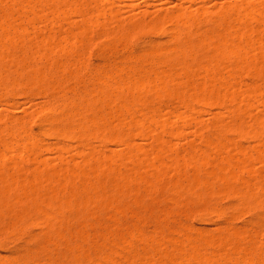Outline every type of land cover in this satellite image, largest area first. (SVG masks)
I'll return each mask as SVG.
<instances>
[{
	"label": "rangeland",
	"instance_id": "1",
	"mask_svg": "<svg viewBox=\"0 0 264 264\" xmlns=\"http://www.w3.org/2000/svg\"><path fill=\"white\" fill-rule=\"evenodd\" d=\"M0 1H1L0 2V23L2 22V24H3V25L2 24L0 25V28H1L0 31L3 30L4 28L7 30V28H8L7 31L4 30L5 31L4 36L10 32L9 33L10 36L7 35L8 37L11 38V39L9 38V42H10V40L13 39L12 42L8 43V41H6L4 38H3V40H5V41L1 40V38H0V40H1L0 44H2V42H3L2 46L7 47L6 48L7 50L5 49L6 51H4V49H0V52H2V53L4 52V55L1 53V56H0V57L3 56V58H4V59L0 60V66H1V69H2V67L5 69V70L0 69V74H1L0 75V83H1L0 84V132L3 131L1 133L3 136L0 135V152L4 151L3 149H5L4 148L5 146L7 148H10V146H12L11 148H13V149L15 148L14 151L16 150L15 152L12 150V154L10 153L11 156L9 154H7V152L5 153L6 150L4 152H2L4 154H6L5 157L2 158V156H3L2 153L0 155V177L2 179L4 178L3 181L0 178V181L2 182V183L0 182V184L3 186L2 187L0 185V188L1 187L3 188V189L1 188L0 191L1 190L3 191L4 187L6 188L3 191L4 193L0 192V198H1L0 199L1 200L0 201V211H2L0 214V264H35V263L36 264H129V263L130 264H138V263L141 264L140 262H138V260L140 259V256L143 258L144 255L145 256L148 255V257L146 256L145 259L143 258L144 260L141 259V262H142V260H143V262L145 261L144 264L148 263V262H146V258H147V260L149 258V261H150L149 264H163L164 261H165V264H171L169 262L176 263V261L178 260L179 257H176V255L181 252L180 250H182V252H184L186 254L185 255L181 252L179 255V256L185 255V257L183 256L184 259H182V257L180 258L182 264H187L188 261H187L186 256H188L189 254L196 256L197 255L196 252L200 253L201 256H200V254H198L200 257L196 256L195 261L196 260L197 261L195 263L192 262V260L194 258L192 257L193 259H191V256H188V258L191 259L190 262H188V264H190V263L191 264H200V262H201V264H203L205 261L204 262H202V261L206 260L207 258H210V259L215 258V260L217 261V262L211 263V261H214V259L213 260L211 259V261L209 262L211 264H218V263H220V264H226V263L227 264H236V263L237 264H248L249 263V261H248L249 257L250 258L252 257L251 258L252 261H250V264H253V263L254 264H264V194H263L264 193L263 192V188H264L263 187L264 186L263 185L264 184V172H263L264 171V164H263L264 163V130H263L264 129V111L263 110H264V108H262L263 105L262 106L260 105V104L264 103V101L262 102V100H264V98H263L264 97V94H263L264 93V77H263V75H264V73H263L264 72V70H263L264 69V48H263L264 47V43H263L264 42V39H263L264 27L263 26L264 25L263 24L261 25V22L259 23L257 21L258 20L257 18L260 17L262 22L264 23V7H263L264 6V0H81V1L80 0H78V1L77 0H60L61 2L59 1V4H58V1H55V0H36V2H35V0H30V1H32V3L31 2L29 3V1H27V3H29L28 5L30 6V8L27 7L28 6L27 4H25L26 0H24V2H23V0L22 1L21 0H0ZM84 1L87 3L86 5L84 4L85 3ZM62 3L66 7H64V5ZM41 4L44 6H42ZM240 5L242 8H245V12L244 11L242 12L243 9H241ZM253 5H254V7H253ZM76 6L79 9H76L77 8ZM232 6H235L236 9H238L237 10L238 12L236 11L235 8H234L235 10H232L233 9ZM40 7H41V9H40ZM249 7H251V9L257 7V10L259 11L258 14L260 15V16H258V14H256L257 11H254V14L256 16L253 14V12H252V14L250 12L252 17L254 15V17L256 18V24L258 26L255 33L253 32L254 30L250 31V29H252V27H253V29H255V26H256L255 22L253 23V21H252L254 19V17L253 18H251V17L247 18L249 15H247V16L245 15V14H248V13H246L247 10L252 11ZM24 8H26V9H24ZM12 9H13V11H12ZM32 9H33V11H31ZM54 9L59 10V11L56 12ZM61 9L63 10V13L60 12ZM226 9L227 10L229 9V12ZM79 10H80V13H79ZM86 10H88V11H86ZM98 10H99L100 16L97 14ZM108 10H110L112 13L115 14V19H113L114 16L111 14V12L109 13ZM181 10H182L183 14H184V12L188 11V13L191 14L190 18L194 15L193 19L189 20V21H191V24L188 20L184 23L185 19H183V18H187L188 14L185 13L186 15L185 14L183 15L182 13L179 12ZM73 11H75V12L73 13ZM91 11H92L93 15L90 14ZM202 11H204V12L202 13ZM32 12H33V14H32ZM82 12H84V14ZM175 12L180 13L178 15V17L180 16L182 18V16H183L181 21L180 20L177 21V19H179V18H176L175 16H173L175 14ZM222 12H224V13H222ZM11 13L12 14L14 13V14L12 15ZM34 13H36V14L38 13V14L36 15ZM228 13L231 15H229ZM63 14H65V15H63ZM94 14L95 15L97 14V15L94 16ZM108 14H110V15H108ZM181 14H182V16H181ZM224 14H226V17ZM10 15H11V17H10ZM55 15H56V18H55ZM62 15L65 17H63ZM90 15H91V17H90ZM196 15H197V17H196ZM240 15H242L243 17L241 18ZM2 16H4V18H7V19L5 20ZM37 16H39L41 20H37ZM202 16H204V17H202ZM214 16H215V18H214ZM220 16H221V19H219ZM50 17H51V19H49ZM95 17L97 18V20ZM162 17H164V19H166V22H164L165 20ZM172 17H175V20ZM195 17H196V19H195ZM232 17H233V19H232ZM236 17H237V19H236ZM28 18L31 20H29ZM52 18H55L57 21H55V19L53 20ZM202 18H205V19L203 20ZM207 18H209V19H207ZM211 18H214V20H216V21H214ZM224 18L227 19V21H225ZM244 18H246V19H244ZM3 19H4L5 23H4ZM11 19H13L12 22H11ZM26 19H27V21H26ZM48 19H49V21H48ZM89 19L92 22L94 21L93 22L94 25L92 28L90 26L91 23L88 22V21H90ZM161 19H163L162 20L163 23H162ZM206 19L208 20V22ZM235 19L237 20V22H235L236 21ZM239 19H241L242 22L243 21L244 22L241 24V21H239V23H238ZM249 19H250V22H249ZM7 20H9V21H7ZM61 20H64V21L62 22ZM114 20H115V22H114ZM210 20L211 21L213 20L214 22H211ZM83 21L86 22V24L83 23ZM95 21L97 22V26H95L96 25ZM179 21L182 22L183 25L184 24L186 25V26H184L185 28L182 25H181L182 27L180 26L181 23ZM8 22H9V25H8ZM20 22H22V23L20 24ZM56 22H58V23H56ZM218 22L221 24H219ZM129 23L131 24V26ZM174 23H177V24L180 23L179 25H175V26H176V28L177 27L179 28V26H180L181 29L180 28L178 30L174 29V27H173ZM186 23H188V25ZM195 23H198V24H195ZM211 23H216V24L213 25ZM18 24L21 26V29H20V26H18ZM60 24H62V25H60ZM82 24L89 26L88 27L89 29L87 27L83 26ZM101 24H103V25H101ZM132 24H135L136 26L132 25ZM170 24H171V26H170ZM220 25L223 27V29H221V30H220V28H221ZM246 25H247L248 29L246 28ZM31 26L34 28L32 29ZM56 26L58 27V29ZM76 26L79 28H76ZM145 26H147V27H145ZM191 26H193L194 28H192ZM211 27L212 28L217 27V28L212 29ZM249 27H250V29H249ZM133 28H134V30H133ZM188 28L190 31L188 30ZM237 28L238 29L240 28V30L241 29L243 30L242 32L240 31L242 36L239 32L237 33V31H238ZM81 29H82V32H83V30L85 32V33L84 32L83 33L81 32V33L87 35L86 37H84L81 34V36H82L81 38H84V39L86 38L88 40V42L86 39L85 40L83 39L82 40L83 43L81 42L79 45V40H81V38H79L80 34L78 32H80ZM28 30L30 31L29 33L27 32ZM49 30H50V32H49ZM54 30H55V32H54ZM67 30L71 31V33H75L74 36L75 35L76 36L75 37L69 36L71 34H70V32H67ZM172 30H174L175 32H171ZM181 30H183V31H181ZM210 30H211V32H210ZM230 30H231V32H230ZM233 30H235L234 32H236V33H234ZM23 32H25V33L23 34ZM66 32H67V34H66ZM183 32H185L186 34L185 33L183 34ZM191 32H192V34H191ZM207 32L210 34H208ZM243 32L244 33L247 32L248 35H247V33H246L247 36L244 35ZM0 33H2L0 35H3V31H1ZM58 33H59V35H57ZM176 34H178L177 37H176ZM207 34L213 40H210V38L207 36ZM218 34L219 35L222 34L221 36H223V39H222L224 42L223 44L222 43L220 44V42H222V40H221L222 37L220 36L218 38L216 36ZM231 34H233V35H231ZM235 34L236 35L238 34V36H241V37H238V36L234 37ZM261 34H262V36H261ZM48 35H49V37L52 38V39L49 38L51 40L47 39ZM77 35H79V36L77 37ZM0 37H2V36H0ZM40 37H42V38H40ZM58 37H60V38H58ZM199 37H201V39ZM243 37H245V38H243ZM173 38H174V40H173ZM14 39L16 40V42L14 41ZM205 39H206V41H204V43L203 42L201 43V41H203ZM245 39L248 43L247 46L244 44ZM45 40L47 42L49 41V43H51V41L54 42L53 44H51V46L53 48H50L51 47L50 45H48V47H47L48 49H50V51H48V49H46L47 51L44 50V48H43L44 46L40 47V46L44 45V42H46ZM75 40H77L78 42H75ZM219 40H220V42H219ZM213 43H214V45H211ZM7 44H9V45H7ZM22 44H24V45L22 46ZM28 44L30 46H28ZM47 44H46V46H47ZM185 44L186 45L188 44L189 47L188 46L186 47ZM233 44H234V46H236L235 47V48H237L236 50L233 48L234 46L231 47ZM19 45H20V47H19ZM194 45H195V47H194ZM220 45H223V46L225 45L226 47H228L229 45L230 46L228 48H226L225 46L220 47ZM237 46H239V47H237ZM21 47L23 48V50L26 53L22 50ZM39 47H40V50L42 49L41 51L39 50ZM59 47L61 50L58 49ZM62 47H64V48H62ZM75 47L76 48L78 47V48L76 49ZM174 47H175V49H174ZM190 47H191V49H190ZM251 47L255 51H252ZM0 48H1V45H0ZM26 48H28V49H26ZM30 48L32 51H29ZM231 48L234 49L238 54L234 53V51L231 52L230 50H228ZM247 48H248V51L246 50ZM258 48H260V49H258ZM188 49H189V51H188ZM211 49L212 50L214 49V50L212 51ZM239 49H241V50L238 51ZM57 50H60L59 53H57ZM176 50H178L179 52ZM181 50H183V51H181ZM191 50H192V52H191ZM224 50L225 51L228 50L229 53L226 52L228 54H225ZM242 50L245 51V53ZM45 51H46V54L44 53ZM216 51H219V52H217V54H216ZM220 51L222 52V54L224 53L223 55H225V58H223V59L225 60L226 63L224 62L223 59H220V61H223V63H221L219 61L218 65L220 63L222 65L220 64L221 66H217V64H216L215 66L218 67V68H216L213 65L214 64L213 62L216 63V61H215L216 59L214 60L212 57L213 56H214V58L217 57L221 53ZM23 52H24V54H22ZM34 52H36V53H34ZM51 52H53V53H51ZM39 53H41V54L44 53V55L43 54L41 55ZM210 53L212 54V57H211ZM34 54H36L37 56ZM47 54L48 55L50 54V56H48ZM181 54H182V56H181ZM45 55H47L49 57V60L47 59V57L44 58ZM6 56H8V58ZM27 56L29 57V59ZM153 56H154V58H153ZM220 56H222V55L220 54ZM20 57H21V59H20ZM24 57H25V59H24ZM156 57H157V59H155ZM234 57H236L237 59ZM240 57H242L241 58L242 60L240 59ZM10 58H12V59H10ZM32 58H34L33 59L34 61L32 60ZM208 58H210V59H208ZM230 59L232 60V62ZM8 60H9V62H5ZM10 60L11 61L14 60V61L11 62ZM16 60H18L17 62L20 64L15 62ZM50 60H51V63H50ZM78 60H79V63H78ZM190 60H191V62H190ZM234 60L236 61V63ZM238 60L240 62H238ZM249 60L251 61V63ZM54 61L56 64L55 63L53 64ZM171 61L174 63H172ZM208 62H210L213 65V67ZM2 63H4V64H2ZM15 63H17V65H15ZM49 63L51 66L49 65ZM244 63L246 64V66ZM52 64H53V66H52ZM185 64H187V65H185ZM204 64H207L206 65L207 67L204 66ZM233 64H236L237 68L243 67L244 69L243 68L237 69L236 66ZM252 64H253V67H252ZM254 64H255V69H253ZM3 65H5V66H3ZM199 65H201V66H199ZM256 65H257V67H256ZM177 66H178V68H177ZM261 66H262V68H261ZM31 67H32V69H31ZM61 68H62V71L63 70L65 71V72L63 71V75H62ZM65 68L67 71L65 70ZM204 68L208 71L205 72ZM256 68H257V70H256ZM19 69H22L23 71L19 70ZM48 69L49 70L51 69V70L49 71ZM135 69H137V70H135ZM194 69H196V70H194ZM218 69H219V71H218ZM250 69H251V71H250ZM27 70H29L28 73H27ZM30 70H31V72H30ZM33 70H34L35 75L33 74ZM37 70H39V71H37ZM188 70H190V72ZM1 71L2 72L6 71L5 72L6 75L4 74V72L1 73ZM54 71H56V73ZM37 72H39L38 75H36ZM40 72H41V74H40ZM43 72L46 74H44ZM124 72H125V74H124ZM155 72H157V73H155ZM186 72H187V74H186ZM225 72H228L229 77L227 76V73H225ZM113 73H115V74H113ZM126 73L129 76L130 75L131 76L130 77L127 76ZM164 73L167 75V77H165ZM176 73L178 75H180L179 78H178V75H176ZM142 74L145 76H143ZM185 74L187 77L186 76L184 77ZM200 74H202V76H200ZM4 75H5V77H4ZM12 75H14V76H12ZM15 75H16V77H15ZM23 75L26 76L27 78L24 77ZM75 75L78 76V78ZM161 75H162V77H161ZM173 75L174 76L176 75V76L174 77ZM21 76H23L22 79H21ZM43 76H44V78H43ZM168 76H171V78ZM188 76H189V78H188ZM33 77H35V78H33ZM138 77L140 79H142L143 83L145 82L143 84L144 88H143V85H140V83H137L138 80L140 82V79ZM13 78H15V79H13ZM23 78H25L26 80ZM49 78H51V79H49ZM108 78H110L111 80ZM159 78L161 79V81L160 80L158 81ZM162 78L164 80V83L168 82L167 80L165 81V79H167V78H168V80L173 78V80H171V83L169 81L168 83L164 84L162 81ZM184 78H185V81H184ZM186 78H188V79H186ZM31 79L33 81H30ZM147 79H149V80H147ZM14 80L15 81L17 80V81L15 82ZM38 80H41V82ZM76 80H77V82H76ZM112 80H113V82H112ZM124 80H126V81H124ZM128 80H129V83L127 82ZM135 80H137V82ZM154 80H155V82H154ZM35 81H37V82H35ZM104 81H106L107 84H105L106 82H104ZM182 81H183L184 85L180 84V82H182ZM241 81H242V83H241ZM56 82H58V84ZM153 82L156 84L158 82L160 84V82H161V87H163V88L166 85L167 86L166 87L167 92L164 91L163 88H161L160 86H157L156 84H154ZM176 82H179V83L177 84ZM190 82L193 83L192 84L193 86L190 84ZM228 82H230V83L227 84ZM41 83H43V84H41ZM47 83H48V87H47ZM76 83H78V84H76ZM83 83H84V85H83ZM102 83H104V84H102ZM132 83H134V84L136 83V85H134V84L132 85ZM149 83H150V85H148ZM162 83L164 84V86H162L163 85ZM234 83L236 84V87H235ZM34 84L36 87L34 86ZM113 84H115V85H113ZM153 84H154V87L152 88ZM172 84H175L176 88H174L175 85H172ZM19 85H20V87H18ZM39 85H41V87H39ZM43 85H44V87H43ZM116 85H117V87H116ZM139 85L141 87H138ZM145 85H147V88ZM190 86H192V87H190ZM55 87H56V90H55ZM183 87H185V88L183 89ZM200 87H202L203 89ZM232 87H233V89H232ZM255 87H256V90H255ZM141 88H143V89H141ZM149 88H151L152 90ZM159 88L161 89V91L159 90ZM180 88H182L183 91H181ZM191 88H193V89H191ZM194 88H195V90H194ZM197 88H199V89H197ZM37 89H39V90H37ZM204 89H207L208 91H206ZM257 89H259L258 92H257ZM6 90H7V92H6ZM40 90H42V91H40ZM71 90H73V91H71ZM86 90H87V92H86ZM130 90H131V92H130ZM192 90H194L193 93H195L196 95L192 93ZM248 90L250 93L248 92ZM47 91H48V93L46 94ZM176 91L179 93V95H175V94H177ZM179 91H181V92H179ZM218 91H220V92H218ZM84 92H86V93H84ZM169 92H170V94H169ZM90 93H94V94L91 95ZM245 93H246V95H245ZM158 94H160V95H158ZM211 95H212L213 100L211 98ZM250 95H251V97H250ZM49 96H51V97H49ZM63 96H65L64 99H63ZM132 96H134V98H132ZM189 96H190V98H189ZM201 96L202 97L207 96V97H204V99L202 98L199 101L198 98H201ZM219 96H220V98H219ZM48 97L50 99H48ZM66 97H67V101H66ZM101 97H102V99H101ZM135 97H137V98H135ZM92 98H94V99H92ZM206 98H209V99L205 100ZM214 98H215V100H214ZM221 98H223V99H221ZM69 99L71 100V102L69 101ZM138 99H141V100H138ZM184 99H185V101H184ZM247 99H249L248 100L249 104H246ZM92 100L94 103L92 102ZM95 100H97V101H95ZM203 100L206 101V103L203 102ZM83 101H86V102H83ZM143 101H145V102H143ZM220 101H222V103ZM250 101L252 103H250ZM138 102H139V104H138ZM108 103H109V105H108ZM179 103H181V104H179ZM188 103H189V105H188ZM219 103H220V108L217 107V106H219ZM56 104H58V105H56ZM130 104L131 105L133 104V105L130 106ZM182 104H187L188 108H190L191 111L187 109L186 105H184V107H183ZM223 104H224V106H223ZM106 105H108V106H106ZM248 105H250V107ZM59 106H61V107H59ZM116 108H118V109H116ZM229 108L231 110H228ZM151 109H152V111H150ZM233 109H235L236 111L233 112L234 111ZM81 110L83 112H81ZM164 110L166 111V114H165ZM88 111H89V113H88ZM179 111H180V113H179L180 115L179 114L177 115L176 112H179ZM46 112H48V114H46ZM74 112L76 113V114H74L75 116L72 115ZM91 112H93V113L91 114ZM140 112L144 115H142ZM184 112H186L185 113L186 118H184ZM193 112H194V114H193ZM163 113H164L165 117H162ZM187 113H190L192 115L187 114ZM219 114H220V116H219ZM42 115H44V116H42ZM56 115H57V117H56ZM101 115H102V117H101ZM106 115H107V117H106ZM108 115H109V119H108ZM158 115L162 117V120H160L161 117H159ZM167 115H169V119L168 118L165 119L166 117H168ZM176 115H177V117L175 118ZM187 115H189L188 118L190 120H191V118H193V119L191 121L188 120ZM178 116H179V118H178ZM180 116L181 117L183 116V118H180ZM234 116H236V118ZM53 117H55V118H53ZM84 117H85V119H84ZM143 117H145L148 120L144 119ZM255 117H256V119L254 120ZM47 118H49V119L47 120ZM88 118H90V119H88ZM163 118L165 120H163ZM52 119H54V120H52ZM104 119H105V122H104ZM183 119H185V121H183ZM257 119L260 121L259 125L261 127L258 126V124H255V125L253 124L254 122L257 123V121H258ZM50 120H52L55 123V126H54L53 122L49 123ZM84 120H86L87 123ZM99 120L100 121L102 120L103 124H101V122ZM139 120L142 122H139ZM56 121H57V123H56ZM71 121H73V122H71ZM89 121L95 122V123L92 122V124H94V125L92 126V124ZM158 121H160V122L162 121V123H164L165 121L168 122L167 124H170L171 128L169 125L167 126V124H165V123H164L165 125L162 126V124H160V122H159L160 127L161 126L164 127V128H161V130L163 129L164 130L163 132H165V133L162 134V132L160 131V133L157 134L158 133L157 131L160 130L159 129L160 127H158L159 124H155V123ZM241 121H243V122H241ZM41 122L44 125H41ZM74 122H76V123H74ZM68 123H70V124H68ZM72 123H73V125H72ZM89 123H90V125H88ZM138 124H139V126H138ZM236 124L238 125L239 128L236 127L237 126ZM155 125H158V126L155 128ZM211 125H212V127H211ZM234 125H236V126H234ZM52 126H54L56 129H54V127H52ZM140 126H142V127H140ZM15 127H16V129H15ZM90 127H92V128H90ZM175 127L178 129H174ZM9 128H11L12 130L11 129L9 130ZM46 128H49L48 129L49 131ZM69 128L72 130L69 131L70 130ZM73 128L75 130L74 133H73ZM169 128L172 129L171 131L173 132V134L170 133L171 136L168 133V131L170 130ZM179 128L181 129V131L179 130ZM52 129H54V130H52ZM233 129H235V131H233ZM238 129H241L243 131L241 132ZM244 129H245V131H244ZM253 129L257 130L258 134H256L255 133L256 131L255 130L253 131ZM55 130H56V132H55ZM60 130H61V132H59ZM100 130H102V131H100ZM152 130H154V131H152ZM4 131H5V134H4ZM41 131H42V133H41ZM76 131H77V135H76ZM92 131H94V132H92ZM111 131H112V133H111ZM121 131H122V133H121ZM149 131L151 133H149ZM179 131H180V133H179ZM231 131H232V133H231ZM237 131H238L239 135H238V133L237 134L235 133ZM246 131H249V134L251 136L250 135L247 136L246 133L244 135V132H246ZM79 132L82 133L80 135V137L78 135ZM115 132H117V133H115ZM137 132H139V133H137ZM154 132H155V134H153ZM177 132H178V134H176ZM240 132H241V136H240ZM9 133H10V135H9ZM56 133H58V134L60 133V135H61V133H63L62 135L64 137H62V136L58 137V135H56ZM114 133L117 135H114ZM146 133H148V134H146ZM119 134L122 135V137L124 136V138L120 137L121 139H118L120 136ZM161 134H162V137H161ZM174 134H175V136H178V137L176 138L174 136ZM179 134H181V135L179 136ZM247 134H248V132H247ZM111 135L117 136L116 139H118V140L117 141H116V139L113 140V137ZM173 136L175 138H173ZM213 136H215L216 138L215 137L213 138ZM245 136H247V137H245ZM9 137L12 139H9ZM157 137L158 138L161 137L159 139V141H161L162 146L161 145L159 146V144H158L159 142L158 143L156 142L158 140ZM2 138L4 139L3 140L4 142L2 141ZM126 138L129 139L128 143H127L128 140ZM228 139H229V141H228ZM26 140L29 142H26ZM121 140L125 141V143H122L123 147L120 144ZM220 140H223V141L221 142ZM117 142L120 145H118ZM211 142H212V144H215V142H216L215 149H216L217 153L213 149L212 146H214V145H212ZM220 142H221L220 145L217 144ZM9 143H12V144H9ZM28 143H29V145L31 143H33L34 146L32 144L29 146ZM156 143L158 146H154ZM207 143L211 144L212 146L210 145L211 147H209V145ZM25 144L28 147H26ZM124 144H126V145L124 146ZM168 144H170V145H168ZM18 145H19V148H21V146H22L23 150H22V148L19 149ZM165 145H167L168 148ZM24 146L26 147V150H27V148H28V150L30 149L26 153L24 152V151H26L24 149ZM132 146L135 147L136 149L133 148ZM188 146H191V148ZM229 146H231L232 148H230ZM61 147H63L64 150H62ZM89 147H90V149H89ZM153 147L155 149L152 150L151 148H153ZM45 148H47V149L45 150ZM218 148H219V151L221 153L219 151H217ZM235 148H238L239 151L245 150V154L241 151H240L241 154L239 153V151L236 153L237 149H235ZM141 150H143V151H141ZM146 150H147V152H144ZM155 150H156V152H155ZM157 150L160 151V153L162 151L165 155L163 153L161 155H159L160 153H158L159 156H157ZM112 151L113 152L115 151V152L112 153ZM127 151H130L131 155H133V157H131L130 152L128 153ZM139 151H141V152H139ZM234 151H235V153L233 154ZM37 152H39L40 156ZM86 152L88 155H86ZM98 152H100V153L98 154ZM13 153L14 154L16 153L15 154L16 156ZM59 153L60 154L62 153L64 158H62V156L57 157V155L58 156L60 155ZM242 153H243V156H245V157L242 156V158L247 157V159H245L247 162L244 160L245 161L244 163H246L245 164L246 168L244 165L245 169L242 168L243 171L241 170V172H240V170L238 168H235V167L233 168V166L236 164L235 163L236 160L238 163V159H239V163H240V165L238 163L239 167L243 164L242 163L243 160H241L242 162H240V156L242 155ZM19 154L22 155L21 159H20ZM89 154H91V156H89ZM113 154H115V155H113ZM122 154H124V157ZM231 154H233V156ZM239 154H240V156H239ZM248 154H249V158H250L249 160H248V156H247ZM154 155L157 156L158 159L155 158ZM88 156H89V158H88ZM199 156H203L204 158H206L207 160L203 159V157H202V159L205 160L206 163L201 164L205 161L202 162V160H200L201 157H199ZM225 156H226V158H224ZM231 156H232V158H231ZM22 157H23V160H22ZM125 157H126V159H124ZM153 157L155 159H153ZM166 157H168V158L166 159ZM171 157H173V158L175 157V159H172ZM186 157H188V158H186ZM212 157H215V158H212ZM229 157L231 158V160L235 159V158L236 159H235V161L234 160L231 161ZM58 158L60 160H62V162ZM65 158H66V161H65ZM83 158H84V161H86L84 163H83ZM169 158H171V159H169ZM177 158H178V160H177ZM190 158H191V160H190ZM192 158H193V160H192ZM255 158H257V159H255ZM15 159H16L15 162L17 164H15V167H14L13 166L14 164L12 165V163L14 162L13 160H15ZM116 159H118V160H116ZM130 159H131V161H130ZM151 159H152V161H151ZM218 159L220 162H218ZM19 160H20V163H18ZM159 160H161L160 164H159ZM168 160H171V161H168ZM64 161L66 162L65 165H64V163H65ZM132 161H133V164H135V165L131 164ZM207 161L209 163L211 162V164H207L208 163ZM216 161H217V163H216ZM230 161L231 162L234 161V163L231 164ZM259 161H261V162H259ZM40 162H42V163L44 162L46 164H44V166H43L42 163H40ZM152 162L154 163V167H151V166H153ZM169 162L171 164H168V168H167L166 163H169ZM199 162L202 166L199 164ZM221 162L223 165H221ZM226 162H228L229 165H231L232 167H230L229 165L226 166V164H227ZM72 163L74 166L72 165ZM140 163L144 164L143 167H146L148 170L147 169L145 170V168H142L141 167L142 164L140 165ZM186 163L188 164V166L186 165ZM136 164H137V166H136ZM162 164L164 166H162ZM194 164H195L196 169L193 168ZM248 164H250V166ZM178 165L181 167H179ZM208 165L211 168L208 167ZM215 165L216 166L218 165L220 167L217 166L218 167V169H217V167L215 168ZM238 165H236V167ZM16 166L20 170L22 167L23 171H21V172L22 173L24 172L23 173L24 175L22 173L20 174L19 170L17 171V173L19 172V175L16 174V171H15V170H17ZM77 166H79V167H77ZM105 166H107V167H105ZM33 167L35 170L33 169ZM171 167H173L175 169V171H173L174 169ZM225 167H227V168H225ZM63 168H65L66 171H63V173H62ZM76 168H78L79 170L77 171ZM97 168H100V169L98 170ZM220 168H222L221 170H223L225 172L219 170ZM247 168H248V170L250 169V172H252V174H249L250 172L246 171ZM51 169L54 171V174H53V171ZM210 169H212V170H210ZM90 170H92V171H90ZM113 170H115V171H113ZM201 170H203V171H201ZM227 170H230V171H227ZM233 170L236 172H234ZM1 171H3V172H1ZM34 171H36V172L34 173ZM71 171H73V172H71ZM144 171L146 174L144 173ZM154 171L156 172L157 175H155ZM176 171H179V173H177ZM194 171H196V173ZM212 171H214V172L212 173ZM128 172L131 174V176ZM139 172H140V175H139ZM158 172H160V173L158 174ZM203 172L206 175L210 174L213 177H211L210 175L206 176L205 174H203ZM227 172L228 173L230 172V174H231V172L232 173L234 172V174L236 173L235 175L238 176V180H237V178H235L234 174L232 177L236 181H233L234 179L230 180V178L228 177L229 174H227ZM93 173H95L96 175ZM119 173H121V175ZM6 174L9 176L12 175L13 181L11 180V177L9 179ZM80 174H82V175H80ZM128 174H129V176H127ZM182 174L184 175V177ZM221 174H223L224 178H222ZM247 174H248V176H247ZM35 175L36 176L39 175L37 177V180L40 181V182H38L39 184H37L34 181V180H36ZM118 175H120V176H118ZM158 175L160 178L158 177ZM178 175H180V177ZM251 175L254 177H252ZM31 176H33L32 179L34 177L35 178L33 180H30ZM138 176L141 179H139ZM196 176H197V179L195 178ZM218 176H219V179H218ZM240 176H241V180L246 181V182L241 183ZM131 177H134V179H132ZM191 177L195 178V179L192 180ZM201 177H203V178H201ZM26 178H29V179H26ZM39 178H41V179H39ZM62 178H64V179L62 180ZM178 178L181 181L178 180ZM204 178H205V180L208 179L207 181L209 183H206ZM220 178H222V179H220ZM153 179H155V180H153ZM185 179H188L189 181L185 180ZM224 179H225V181H224ZM27 180H28V183H27ZM130 180H132V181H130ZM212 180H214V181H212ZM72 181H73V183H72ZM135 181H137V183ZM196 181H197V183H194ZM62 182H63V184H62ZM64 182H66V183L69 182V183H68V185H66V183H64ZM124 182H126V183H124ZM170 182L172 184H174V187H172V185H170L171 184ZM189 182H191L192 184ZM198 182H199V184H198ZM237 182H239L238 183L239 186L237 185ZM112 183H113V185H112ZM145 183L147 185L148 184H150V185L147 186ZM152 183L154 186L151 185ZM178 183H179V186H178ZM89 184H90V186H89ZM94 184H95V186H94ZM116 184L119 187H117ZM244 184H247V185L244 186ZM59 185H60V187H59ZM99 185H100V187H99ZM191 185H193V188H194L193 190H191L192 188H190ZM209 185H210V187H209ZM256 185H257V187H256ZM24 186H26V188ZM81 186H82V188H81ZM169 186H171L173 190ZM180 186H181V188H180ZM194 186L195 187L197 186V187L195 188ZM243 186L244 187L249 186L251 189H248V187H246L247 188V190H246V188H244ZM89 187H91V188H89ZM147 187H149V188H147ZM182 187L184 189H186V188L187 189L183 190ZM241 187H242V189H241ZM260 187H262V188H260ZM35 188L37 189V191ZM71 188H73V189H71ZM188 188L190 191H192V192H190V194H189ZM232 188H233V190H232ZM239 188L241 189L240 194L242 193V195H243V197L241 198V196H242L241 195L240 198L243 199L245 202L247 200V199L245 200L246 197L244 198L245 190L247 191V193H248V191L250 193L251 192L250 190L253 191L252 194L253 193L254 194H253V196H252V194L249 195L252 197H250L251 199L249 198L247 200L248 202L244 203V201L241 200L240 198L238 200L239 194H236L237 190L234 193V190L239 189ZM83 189H84V191H83ZM85 189H86V191H85ZM95 189H96V191H95ZM133 189L135 191V193H134V191H132L134 194H132V192H131V190H133ZM145 189H146V192L143 191ZM261 189H262L263 193L260 191ZM31 190H33L32 191L33 197H31V195H32ZM176 190L177 191L179 190V191L177 192ZM205 190L210 193L209 194L210 196L208 195V193ZM242 190H244V193ZM173 191H175L174 192L175 196H173L174 194H172ZM94 192H96L97 194H95ZM232 192H233V195H232ZM36 193H38V194H36ZM39 193L42 195H40ZM90 193L91 194L94 193L92 195L94 197H96V195H97L96 199H98V200H96L95 198L92 197V199L96 200V202H94V200H91V197H90L91 194ZM196 193H198L199 195ZM237 193H239V190L237 191ZM4 194L7 196H5ZM176 194H177V196H176ZM215 194H216V196H215ZM37 195H39L38 197H41V198H37ZM88 195L90 197V199H89L90 202L87 198ZM101 196L104 197L103 202H102ZM178 196H180L181 199ZM197 196L200 199H198ZM235 196L236 197L238 196L237 199ZM254 196L255 197L257 196L260 201L258 202L257 201L258 199L255 198ZM42 197L44 198L45 201H43ZM195 197H196V200H195ZM33 198H35V200ZM252 198L255 200H252ZM31 200H32V202H31ZM86 200H87V202H86ZM240 200L243 201L242 203L244 205H242V203L240 204V202H241ZM106 201H108V202H106ZM172 201H173V203H170ZM254 201H256L258 203L254 202ZM55 203H57V204H55ZM67 203H68V205H67ZM89 203H90V205H88ZM105 203L107 205H105ZM190 203H191V205H190ZM247 203H249V204H247ZM255 203L258 204L259 207H258V205L256 206ZM261 203H262V205H261ZM3 204H5V205L3 206ZM10 204H12V205L10 206ZM45 204H46V206H45ZM29 205H31V206H29ZM35 205H37V208H35L36 207ZM51 206H53V207H51ZM7 207H8V209H7ZM43 208L45 211L47 210L48 212L47 211L45 212L44 210L42 211ZM3 209H5V210H3ZM26 210H28V211H26ZM86 211L89 213H86ZM6 212H7V214H6ZM39 214H42L43 217H42V215H39ZM46 214H48V215L50 214V216L46 217L47 216ZM18 215L19 216L23 215L21 217L22 219ZM52 215H53V217H52ZM9 216H10V218H9ZM47 218H48V220H47ZM30 220H31V222H30ZM41 220H43V222H41ZM154 220H156V221H154ZM38 221H39V223H38ZM45 223H46V225H45ZM144 223L145 224L147 223V224L145 225ZM8 224L9 225L11 224V227ZM39 224H41V225H39ZM48 228H51V229H48ZM134 228H137V229H134ZM231 228L233 230H231ZM70 229H71V231H70ZM135 231H141V232L143 231L142 233L139 232L141 237H140L139 233L135 232ZM234 231L237 233H234ZM243 231H245L246 235H243L244 233H241ZM177 232H178V234H177ZM254 232H255V234H254ZM131 234L134 238L136 237V235H139V238L136 237L137 240H136V238L133 239L132 237H130ZM230 234L234 235V239L237 237V235L238 236L241 235V237L244 236V239L242 237V238H240V239H242V241H240V240L237 241V238L240 237L239 236L235 240H233L231 238V237H233V235H232L230 237L231 239L229 238V240H228V237L230 236ZM235 234H236V237H235ZM120 235H121V237H120ZM222 236H223V238H222ZM166 237H168V238H166ZM120 238L123 239V240L121 239L122 243L120 242ZM140 238H141V240H140ZM191 238H193V239H191ZM200 238L203 240H201ZM206 239L210 240V241H206ZM218 239H219V241H218ZM220 239H221V241H220ZM127 240H128V243L126 242ZM222 240H224V241H222ZM249 240H251V241H249ZM205 241L209 242L208 245ZM233 241H234V243H233ZM119 242H120V244H119ZM223 242L225 243L224 246H223ZM102 243L104 245H102ZM218 243H219V245H217ZM235 243H238L237 246L234 245ZM122 244H124V245H122ZM129 245H130V247H129ZM225 245L228 246L229 248L226 247ZM233 245L236 246V248ZM75 246H77V247H75ZM42 247H44V248H42ZM171 247H174L177 249H174ZM190 247H191V249H190ZM232 247H234L236 250L235 249L233 250ZM237 247H238V249H237ZM243 247H245V248H243ZM75 248H77V250H75ZM179 248H180V250H179ZM193 248L195 250H192ZM247 248L249 249V251ZM242 249H243L244 253L242 252ZM69 250H70V252H69ZM114 250H115V252H114ZM175 250L176 251L179 250V251H177L178 253ZM186 250L188 252V255L186 253ZM133 251H135V252H133ZM189 251L195 252L194 253L195 255L191 254ZM247 251H248V253H246ZM250 251H251V254H250ZM145 252H147V254ZM116 254H118V255L116 256ZM137 254H139V255H137ZM164 254L167 255L168 258L165 257ZM214 254H216V255H214ZM131 255H133V256H131ZM172 255L176 259H174L172 257ZM202 255H203V258L204 257L205 258L207 257V258L203 259L201 261ZM85 256L87 259L85 258ZM244 256H245V258H244ZM118 257H119V259H118ZM159 257H161L162 259ZM114 258H115V260H113ZM131 258L134 259V261ZM152 258H153V263H152ZM199 258H201V259H199ZM71 260H73V261H71ZM97 260H99V261H97ZM184 260L187 262L185 263ZM199 260H200V262H199ZM229 260L231 262H229ZM234 260H237V262ZM244 260H246V261H244ZM22 261H23V263H22ZM208 261H209V259H208ZM136 262H138V263H136ZM246 262H248V263H246ZM204 264H206V262Z\"/></svg>",
	"mask_w": 264,
	"mask_h": 264
},
{
	"label": "bare ground",
	"instance_id": "2",
	"mask_svg": "<svg viewBox=\"0 0 264 264\" xmlns=\"http://www.w3.org/2000/svg\"><path fill=\"white\" fill-rule=\"evenodd\" d=\"M21 1H22V0H21ZM27 1H29V3H30V2L32 3V1H30V0H26V3H25V4H27V5L29 4V3H27ZM55 1H58V4H59V1H60V0H55ZM77 1H78V0H77ZM80 1H81V0H80ZM0 2H1V1H0ZM23 2H24V0H23ZM35 2H36V0H35ZM35 2H34V3H35ZM60 2H61V1H60ZM74 2H75V1H74ZM84 2H85V1H84ZM34 3H33V4H34ZM43 3H44V2H43ZM51 3H52V2H51ZM19 4H20V3H19ZM62 4H63V3H62ZM84 4L86 5L87 3L85 2ZM41 5H42V4H41ZM63 5H64V4H63ZM74 5H75V4H74ZM244 5H245V4H244ZM250 5H251V4H250ZM250 5H249V6H250ZM24 6H25V5H24ZM42 6H44V5H42ZM56 6H57V5H56ZM27 7L30 8L29 5H28ZM59 7H60V6H59ZM64 7H66V6L64 5ZM76 7H77V6H76ZM91 7H92V6H91ZM232 7H233L232 10H235V9H236L235 6H232ZM237 7H238V6H237ZM240 7H241V5H240ZM253 7H254V5H253ZM253 7H252V8H253ZM263 7H264V6H263ZM51 8H52V7H51ZM55 8H56V7H55ZM234 8H235V9H234ZM249 8L251 9V7H249ZM255 8H256V9H255ZM255 8L251 9L252 11H248V10H247L246 13H248V14H245V13H244L246 16L249 15L247 18H249V17L253 18L254 15H255V14H254V11H257L256 14H258L259 11L257 10V7H255ZM258 8H259V7H258ZM3 9H4V8H3ZM24 9H26V8H24ZM40 9H41V7H40ZM56 9H57V8H56ZM56 9H54L56 12L59 11V10H56ZM65 9H66V8H65ZM76 9H79V8L77 7ZM87 9H88V8H87ZM92 9H93V8H92ZM241 9H243L242 12H243V11L245 12V8H242V7H241ZM250 9H249V10H250ZM254 9H255V10H254ZM1 10H2V9H1ZM5 10H6V9H5ZM9 10H10V9H9ZM38 10H39V9H38ZM61 10H62V9H61ZM61 10H60V12L63 13V10H62V11H61ZM66 10H67V9H66ZM90 10H91V9H90ZM102 10H103V9H102ZM226 10H227V9H226ZM232 10H231V11H232ZM237 10H238V9H236V11H237ZM12 11H13V9H12ZM26 11H27V10H26ZM31 11H33V9H32ZM55 11H54V12H55ZM69 11H70V10H69ZM86 11H88V10H86ZM108 11H109V13L111 12L110 10H108ZM222 11H223V10H222ZM227 11L229 12V9H228ZM27 12H28V11H27ZM46 12H47V11H46ZM74 12H75V11H73V13H74ZM176 12H177V11H176ZM176 12H175V14H174L173 16H175L176 18H179V19H177V21H178V20L181 21V19L183 18V16H182V14H183L182 10L179 11L180 13H182V14H181L182 18H181L180 16L178 17V15H179L180 13H176ZM203 12H204V11H202V13H203ZM233 12H234V11H233ZM237 12H238V11H237ZM242 12H241V13H242ZM250 12H251V14H252V12H253V14H254L253 17H252V15L250 14ZM73 13H72V14H73ZM79 13H80V10H79ZM82 13L84 14V12H82ZM185 13L188 14V17H187V18H183V19H185V20H184V23H185L187 20H188V21H189L190 19L192 20V19H193V16H194V15H193V16L190 18L191 14L188 13V11H187V12H184V14H185ZM222 13H224V12H222ZM11 14H12V13H11ZM13 14H14V13H13ZM13 14H12V15H13ZM29 14H30V13H29ZM32 14H33V12H32ZM34 14H36V13H34ZM37 14H38V13H37ZM37 14H36V15H37ZM45 14H46V13H45ZM54 14H55V13H54ZM90 14L93 15L92 11H91ZM97 14H98V15L100 14V13H99V10H98V13H97ZM97 14H96V15H97ZM111 14L114 16L113 19H115V14L112 13V12H111ZM184 14H183V15H184ZM186 14H185V15H186ZM228 14H229V13H228ZM6 15H7V14H6ZM56 15H57V14H56ZM56 15H55V18H56ZM63 15H65V14H63ZM63 15H62V16H63ZM70 15H71V14H70ZM80 15H81V14H80ZM96 15L94 14V16H96ZM108 15H110V14H108ZM198 15H199V14H198ZM221 15H222V14H221ZM224 15H225V17H226V14H224ZM224 15H223V16H224ZM229 15H231V14H229ZM229 15H228V16H229ZM237 15H238V14H237ZM15 16H16V15H15ZM81 16H82V15H81ZM99 16H100V15H99ZM246 16H245V17H246ZM255 16H256V15H255ZM258 16H260V15L258 14ZM2 17L4 18V16H2ZM10 17H11V15H10ZM26 17H27V16H26ZM63 17H65V16H63ZM90 17H91V15H90ZM97 17H98V16H97ZM166 17H167V16H166ZM168 17H169V16H168ZM175 17H172V18H174V20H175ZM196 17H197V15H196ZM196 17H195V19H196ZM202 17H204V16H202ZM205 17H206V16H205ZM233 17H234V16H233ZM233 17H232V19H233ZM240 17L242 18L243 16L240 15ZM38 18H39V19H38ZM42 18H43V17H42ZM55 18H52V19L54 20ZM88 18H89V17H88ZM95 18H96V17H95ZM109 18H110V17H109ZM162 18L164 19V17H162ZM188 18H189V19H188ZM198 18H199V17H198ZM214 18H215V16H214ZM214 18H211V19L214 20ZM222 18H223V17H222ZM4 19L6 20L7 18H4ZM4 19H3V21H4ZM28 19H29V18H28ZM44 19H45V18H44ZM49 19H51V17H50ZM49 19H48V21H49ZM163 19H161V21H162ZM202 19L204 20L205 18H202ZM207 19H209V18H207ZM207 19H206V20H207ZM219 19H221V16H220ZM224 19H225V18H224ZM236 19H237V17H236ZM236 19H235V20H236ZM244 19H246V18H244ZM257 19H258L257 21H258L259 23L261 22V25H262V24L264 25V23L262 22V20H261L260 17H258ZM259 19H260L261 21H260ZM12 20H13V19H11V22H12ZM29 20H31V19H29ZM29 20H28V21H29ZM37 20H41L39 16H37ZM89 20H90V19H89ZM96 20H97V18H96ZM159 20H160V19H159ZM164 20H165L164 22H166V19H164ZM213 20H212V21L210 20V21H211V22L216 21V20H214V21H213ZM235 20H234V21H235ZM247 20H248V19H247ZM7 21H9V20H7ZM18 21H19V20H18ZM26 21H27V19H26ZM55 21H57V20L55 19ZM61 21L63 22L64 20H61ZM87 21H88V20H87ZM180 21H179V22H180ZM193 21H194V20H193ZM196 21H197V20H196ZM199 21H200V20H199ZM210 21H209V22H210ZM221 21H222V20H221ZM225 21H227V19H225ZM225 21H224V22H225ZM228 21H229V20H228ZM239 21H241V24L244 22V21L242 22L241 19L238 20V23H239ZM252 21H253V23L255 22V24H256V18H255V17H254V19H253ZM15 22H16V21H15ZM30 22H31V21H30ZM34 22H35V21H34ZM40 22H41V21H40ZM88 22L91 23V24H90V23H89V24H90V26H91V28H92L93 25H94V24H93L94 21L92 22V21L90 20V21H88ZM88 22H87V23H88ZM95 22H96V21H95ZM114 22H115V20H114ZM167 22H168V21H167ZM189 22H190V24H191V21H189ZM189 22H188V23H189ZM207 22H208V20H207ZM235 22H237V20H236ZM249 22H250V19H249ZM4 23H5V21H4ZM21 23H22V22H20V24H21ZM50 23H51V22H50ZM56 23H58V22H56ZM65 23H66V22H65ZM83 23L86 24V22H84V21H83ZM162 23H163V21H162ZM169 23H170V22H169ZM180 23H181V24H180ZM180 23H179L180 26H181V25H182L183 27L186 26L185 24L183 25L182 22H180ZM188 23H186V24L188 25ZM202 23H203V22H202ZM205 23H206V22H205ZM218 23H219V22H218ZM228 23H229V22H228ZM246 23H247V22H246ZM1 24H2V22L0 23V25H1ZM45 24H46V23H45ZM111 24H112V23H111ZM129 24H130V23H129ZM179 24L174 23V25H173V24H172V25H173L174 29H177V30H178L179 28L181 29L182 26H181V27L179 26V28H178V27L176 28L175 25H179ZM195 24H198V23H195ZM211 24L214 25V24H216V23H211ZM219 24H221V23H219ZM225 24H226V23H225ZM230 24H231V23H230ZM236 24H237V23H236ZM2 25H3V24H2ZM5 25H6V24H5ZM8 25H9V22H8ZM60 25H62V24H60ZM82 25H83V24H82ZM82 25H81V26H82ZM101 25H103V24H101ZM101 25H100V26H101ZM132 25H135V24H132ZM18 26H20V25L18 24ZM32 26H33V25H32ZM32 26H31V27H32ZM57 26H58V25H57ZM57 26H56V27H57ZM70 26H71V25H70ZM74 26H75V25H74ZM83 26H85V27H87V28L89 27V26H87V25H83ZM95 26H97V22H96V25H95ZM116 26H117V25H116ZM130 26H131V24H130ZM135 26H136V25H135ZM150 26H151V25H150ZM170 26H171V24H170ZM194 26H195V25H194ZM211 26H212V25H211ZM220 26H221V25H220ZM220 26H219V27H220ZM231 26H232V25H231ZM50 27H51V26H50ZM101 27H102V26H101ZM132 27H133V26H132ZM132 27H131V28H132ZM145 27H147V26H145ZM191 27L194 28L193 26H191ZM217 27H218V26H217ZM217 27H215V28H217ZM236 27H237V26H236ZM242 27H243V26H242ZM257 27H258V26H257V24H256L255 29H253V27H252V29H250V27H249V29H250V31L254 30L253 32L255 33ZM263 27H264V26H263ZM9 28H10V27H9ZM33 28H34V27H32V29H33ZM76 28H79V27L76 26ZM76 28H75V29H76ZM87 28H86V29H87ZM91 28H90V29H91ZM171 28H172V27H171ZM184 28H185V27H184ZM196 28H197V27H196ZM211 28H212V27H211ZM211 28H210V29H211ZM215 28L213 27L212 29H215ZM240 28H241V27H240ZM240 28H239V29L237 28V29H238L237 33H238V32L240 33V31H241V32L243 31L242 29L240 30ZM246 28H247V25H246ZM259 28H260V27H259ZM0 29H1V28H0ZM20 29H21V26H20ZM50 29H51V28H50ZM57 29H58V27H57ZM66 29H67V28H66ZM88 29H89V28H88ZM218 29H219V28H218ZM218 29H217V30H218ZM221 29H223L222 26H221L220 30H221ZM233 29H234V28H233ZM247 29H248V28H247ZM247 29H246V30H247ZM260 29H261V28H260ZM260 29H259V30H260ZM4 30H6V29L4 28L3 30H1V31H3V35H0V36H2V37H0L1 40H3V38H4L6 41H8V43L12 42L13 39L10 40V42H9V38H10V37L7 36V35H9L10 32H9L8 34L6 33L7 35L4 36V34H5V33H4V32H5ZM7 30H8V28H7ZM7 30H6V31H7ZM77 30H78V29H77ZM77 30H76V31H77ZM116 30H117V29H116ZM133 30H134V28H133ZM177 30H176V31H177ZM183 30H184V29H183ZM183 30H181V31H183ZM188 30H189V28H188ZM188 30H187V31H188ZM193 30H194V29H193ZM205 30H206V29H205ZM208 30H209V29H208ZM263 30H264V29H263ZM263 30H262V31H263ZM1 31H0V32H1ZM24 31H25V30H24ZM89 31H90V30H89ZM117 31H118V30H117ZM117 31H116V32H117ZM120 31H121V30H120ZM189 31H190V30H189ZM191 31H192V30H191ZM194 31H195V30H194ZM234 31H235V30H233V32H234ZM27 32L29 33L30 31L28 30ZM49 32H50V30H49ZM54 32H55V30H54ZM67 32H70L71 35H69V36H73V37L76 36V35L74 36L75 33H71V31H68V30H67ZM67 32H66V34H67ZM81 32H82V29L80 30V32H78V33L80 34V37H79V38H81L82 36H84V37L87 36V35H85V34H82V33L84 32V30H83L82 33H81ZM130 32H131V31H130ZM171 32H175V31L172 30ZM179 32H180V31H179ZM210 32H211V30H210ZM215 32H216V31H215ZM220 32H221V31H220ZM220 32H219V33H220ZM230 32H231V30H230ZM247 32H248V31H247ZM247 32H246V33H247ZM24 33H25V32H23V34H24ZM76 33H77V32H76ZM84 33H85V32H84ZM91 33H92V32H91ZM91 33H90V34H91ZM180 33H181V32H180ZM184 33H185V32H183V34H184ZM187 33H188V32H187ZM194 33H195V32H194ZM207 33H208V32H207ZM223 33H224V32H223ZM234 33H236V32H234ZM243 33H244V32H243ZM246 33H244V35H246ZM248 33H249V32H248ZM248 33H247V35H248ZM251 33H252V32H251ZM254 33H253V34H254ZM0 34H2V33H0ZM81 34H82V36H81ZM141 34H142V33H141ZM174 34H175V33H174ZM185 34H186V33H185ZM188 34H189V33H188ZM191 34H192V32H191ZM208 34H210V33H208ZM208 34H207V36H208ZM211 34H212V33H211ZM228 34H229V33H228ZM228 34H227V35H228ZM240 34H241V33H240ZM53 35H54V34H53ZM57 35H59V33H58ZM64 35H65V34H64ZM98 35H99V34H98ZM218 35H219V34H218ZM218 35H216V36L219 38L222 34L219 35V36H218ZM225 35H226V34H225ZM231 35H233V34H231ZM247 35H246V36H247ZM256 35H257V34H256ZM256 35H255V36H256ZM3 36H4V37H3ZM9 36H10V35H9ZM13 36H14V35H13ZM23 36H24V35H23ZM37 36H38V35H37ZM46 36H47V35H46ZM78 36H79V35H77V37H78ZM95 36H96V35H95ZM170 36H171V35H170ZM177 36H178V34H176V37H177ZM213 36H214V35H213ZM213 36H212V37H213ZM216 36H215V37H216ZM235 36H238V34H237V35L235 34L234 37H235ZM241 36H242V34H241ZM241 36H238V37H241ZM261 36H262V34H261ZM67 37H68V36H67ZM120 37H121V36H120ZM208 37H209V36H208ZM208 37H207V38H208ZM221 37H222V38H221V40H222V39H223V36H221ZM256 37H257V36H256ZM6 38H7L8 40H7ZM13 38H14V37H13ZM40 38H42V37H40ZM43 38H44V37H43ZM49 38H51V37H49V35H48V38H47V39H49ZM58 38H60V37H58ZM97 38H98V37H97ZM109 38H110V37H109ZM112 38H113V37H112ZM199 38L201 39V37H199ZM202 38H203V37H202ZM209 38H210V37H209ZM209 38H208V39H209ZM228 38H229V37H228ZM228 38H227V39H228ZM232 38H233V37H232ZM243 38H245V37H243ZM253 38H254V37H253ZM10 39H11V38H10ZM23 39H24V38H23ZM44 39H45V38H44ZM47 39H46V40H47ZM51 39H52V38H51ZM51 39H49V40H51ZM70 39H71V38H70ZM73 39H74V38H73ZM83 39H84V38H81V40H79V45H80L81 42L83 43V41H82ZM85 39H86V38H85ZM85 39H84V40H85ZM178 39H179V38H178ZM254 39H255V38H254ZM263 39H264V37H263ZM1 40H0V41H1ZM5 40H3V41H5ZM17 40H18V39H17ZM26 40H27V39H26ZM46 40H45V41H46ZM86 40H87V39H86ZM173 40H174V38H173ZM179 40H180V39H179ZM210 40H213V39L210 38ZM214 40H215V39H214ZM238 40H239V39H238ZM251 40H252V39H251ZM258 40H259V39H258ZM14 41L16 42L15 39H14ZM64 41H65V40H64ZM90 41H91V40H90ZM180 41H181V40H180ZM204 41H206V39L203 40V41H201V43H202V42L204 43ZM208 41H209V40H208ZM216 41H217V40H216ZM216 41H215V42H216ZM225 41H226V40H225ZM239 41H240V40H239ZM241 41H242V40H241ZM248 41H249V40H248ZM255 41H256V40H255ZM17 42H18V41H17ZM24 42H25V41H24ZM27 42H28V41H27ZM75 42H78V41L75 40ZM87 42H88V40H87ZM87 42H86V43H87ZM181 42H182V41H181ZM181 42H180V43H181ZM197 42H198V41H197ZM199 42H200V41H199ZM219 42H220V40H219ZM230 42H231V41H230ZM244 42H245L244 44L247 46L248 43H247L246 39L244 40ZM250 42H251V41H250ZM4 43H5V42H4ZM47 43H48V44H47ZM53 43H54L53 41H51V43H49V41H48V42L46 41V42H44V45H42V46H40V47H43V46H44L43 48H44V50H46V49H48V48H47L48 45L51 46V44H53ZM84 43H85V42H84ZM221 43H222V44L224 43L223 40H222V42H220V44H221ZM225 43H226V42H225ZM252 43H253V42H252ZM263 43H264V42H263ZM2 44H3V42H2ZM2 44H0V45H1V48H0V49H4V51H6V50H7V49H6L7 47H6V46L3 47ZM13 44H14V43H13ZM16 44H17V43H16ZM34 44H35V43H34ZM46 44H47V46H46ZM63 44H64V43H63ZM66 44H67V43H66ZM218 44H219V43H218ZM244 44H243V45H244ZM5 45H6V44H5ZM7 45H9V44H7ZM23 45H24V44H22V46H23ZM55 45H56V44H55ZM75 45H76V44H75ZM179 45H180V44H179ZM192 45H193V44H192ZM211 45H214V43L211 44ZM215 45H216V44H215ZM240 45H241V44H240ZM249 45H250V44H249ZM249 45H248V46H249ZM258 45H259V44H258ZM13 46H14V45H13ZM16 46H17V45H16ZM28 46H30V45L28 44ZM59 46H60V45H59ZM77 46H78V45H77ZM185 46L187 47L188 44H187V45L185 44ZM218 46H219V45H218ZM221 46H223V45H220V47H221ZM224 46H225V45H224ZM224 46H223V47H224ZM227 46H228V45H227ZM229 46H230V45H229ZM229 46H228V47H229ZM233 46H234V44H233L231 47H233ZM19 47H20V45H19ZM40 47H39V50H40ZM64 47H65V46H64ZM64 47H62V48H64ZM70 47H71V46H70ZM182 47H183V46H182ZM188 47H189V46H188ZM194 47H195V45H194ZM196 47H197V46H196ZM212 47H213V46H212ZM223 47H222V48H223ZM225 47H226V46H225ZM228 47H226V48H228ZM235 47H236V46H234L233 48L236 50L237 48H235ZM237 47H239V46H237ZM252 47H253V46H252ZM252 47H251V48H252ZM259 47H260V46H259ZM262 47H263V46H262ZM21 48H22V47H21ZM21 48H20V49H21ZM50 48H53V47L51 46ZM75 48H76V47H75ZM77 48H78V47H77ZM77 48H76V49H77ZM84 48H85V47H84ZM105 48H106V47H105ZM199 48H200V47H199ZM222 48H221V49H222ZM249 48H250V47H249ZM263 48H264V47H263ZM5 49H6V50H5ZM26 49H28V48H26ZM33 49H34V48H33ZM36 49H37V48H36ZM58 49H60V47H59ZM174 49H175V47H174ZM177 49H178V48H177ZM190 49H191V47H190ZM214 49H215V48H214ZM214 49H213V50H214ZM219 49H220V48H219ZM234 49L231 48V49H228V50H230L231 52L234 51V53H237ZM258 49H260V48H258ZM22 50H23V48H22ZM37 50H38V49H37ZM37 50H36V51H37ZM39 50H38V51H39ZM41 50H42V49H41ZM41 50H40V51H41ZM60 50H61V49H60ZM60 50H57V53H59ZM63 50H64V49H63ZM178 50H179V49H178ZM178 50H176V51H178ZM211 50H212V49H211ZM213 50H212V51H213ZM215 50H216V49H215ZM228 50H226V51L224 50V51H225V54H228V53H229ZM240 50H241V49H239L238 51H240ZM246 50L248 51V48H247ZM23 51H24V50H23ZM27 51H28V50H27ZM29 51H32L31 48L29 49ZM46 51H47V50H46ZM46 51L44 52L45 54H46ZM48 51H50V49H48ZM55 51H56V50H55ZM86 51H87V50H86ZM179 51H180V50H179ZM179 51H178V52H179ZM181 51H183V50H181ZM188 51H189V49H188ZM204 51H205V50H204ZM222 51H223V50H222ZM242 51H243V50H242ZM252 51H255V50H253V48H252ZM257 51H258V50H257ZM24 52H25V51H24ZM24 52H23L22 54H24ZM171 52H172V51H171ZM191 52H192V50H191ZM191 52H190V53H191ZM201 52H202V51H201ZM214 52H215V51H214ZM214 52H213V53H214ZM217 52H219V51H216V54H217ZM220 52H221V51H220ZM226 52H228V53H226ZM231 52H230V53H231ZM243 52L245 53V51H243ZM243 52H242V53H243ZM259 52H260V51H259ZM1 53H2V52H0V56H1ZM25 53H26V52H25ZM34 53H36V52H34ZM44 53H42V54L44 55ZM49 53H50V52H49ZM51 53H53V52H51ZM67 53H68V52H67ZM173 53H174V52H173ZM194 53H195V52H194ZM197 53H198V52H197ZM244 53H243V54H244ZM248 53H249V52H248ZM2 54L4 55V52H3ZM39 54H41V53H39ZM42 54H41V55H42ZM182 54H183V53H182ZM182 54H181V56H182ZM195 54H196V53H195ZM210 54H211V53H210ZM220 54H221L222 56H220ZM220 54L218 55L219 57L216 55L218 58H217V57L214 58V56L212 57V54H211V57H212L214 60L216 59V60H215L216 63L212 61V62L214 63V64H213L214 66H215L216 64H217V66H221V65H222L221 63H223V61H220V59L225 58V55H223L224 53L222 54V52H221ZM237 54H238V53H237ZM239 54H240V53H239ZM34 55H36V54H34ZM47 55H48V54H47ZM47 55H45L44 58L47 57V59L49 60V57H48V56H50V54H49L48 56H47ZM155 55H156V54H155ZM214 55H215V54H214ZM229 55H230V54H229ZM258 55H259V54H258ZM21 56H22V55H21ZM28 56H29V55H28ZM28 56H27V57H28ZM36 56H37V55H36ZM71 56H72V55H71ZM175 56H176V55H175ZM230 56H231V55H230ZM235 56H236V55H235ZM241 56H242V55H241ZM245 56H246V55H245ZM245 56H244V57H245ZM6 57L8 58V56H6ZM39 57H40V56H39ZM68 57H69V56H68ZM188 57H189V56H188ZM190 57H191V56H190ZM209 57H210V56H209ZM220 57H221V58H220ZM242 57H243V56H242ZM242 57H240V59H241ZM22 58H23V57H22ZM71 58H72V57H71ZM153 58H154V56H153ZM183 58H184V57H183ZM191 58H192V57H191ZM191 58H190V59H191ZM226 58H227V57H226ZM234 58H236V57H234ZM238 58H239V57H238ZM2 59H4L3 56L0 57V60H2ZM10 59H12V58H10ZM20 59H21V57H20ZM24 59H25V57H24ZM28 59H29V57H28ZM30 59H31V58H30ZM33 59H34V58H32V60H33ZM55 59H56V58H55ZM155 59H157V57H156ZM173 59H174V58H173ZM187 59H188V58H187ZM208 59H210V58H208ZM236 59H237V58H236ZM245 59H246V58H245ZM258 59H259V58H258ZM37 60H38V59H37ZM41 60H42V59H41ZM171 60H172V59H171ZM200 60H201V59H200ZM211 60H212V59H211ZM223 60H224V59H223ZM230 60H231V59H230ZM230 60H229V61H230ZM241 60H242V59H241ZM261 60H262V59H261ZM10 61H11V60H10ZM12 61H14V60H12ZM12 61H11V62H12ZM17 61H18V60H16L15 62H17ZM33 61H34V60H33ZM35 61H36V60H35ZM44 61H45V60H44ZM185 61H186V60H185ZM207 61H208V60H207ZM219 61L221 62V63H220L221 65H220V64L218 65V62H219ZM234 61H235V60H234ZM234 61H233V62H234ZM249 61H250V60H249ZM254 61H255V60H254ZM258 61H259V60H258ZM5 62H9V60H8V61H5ZM45 62H46V61H45ZM171 62H172V61H171ZM190 62H191V60H190ZM224 62H225V60H224ZM231 62H232V60H231ZM238 62H240V61L238 60ZM241 62H242V61H241ZM17 63H18V62H17ZM17 63H15V65H17ZM50 63H51V60H50ZM50 63H49V65H50ZM54 63H55V61L53 62V64H54ZM63 63H64V62H63ZM69 63H70V62H69ZM78 63H79V60H78ZM172 63H174V62H172ZM176 63H177V62H176ZM183 63H184V62H183ZM202 63H203V62H202ZM208 63L211 64L210 62H208ZM225 63H226V62H225ZM235 63H236V61H235ZM250 63H251V61H250ZM250 63H249V64H250ZM261 63H262V62H261ZM261 63H260V64H261ZM2 64H4V63H2ZM2 64H1V65H2ZM8 64H9V63H8ZM8 64H7V65H8ZM11 64H12V63H11ZM11 64H10V65H11ZM18 64H20V63H18ZM22 64H23V63H22ZM53 64H52V66H53ZM55 64H56V63H55ZM133 64H134V63H133ZM195 64H196V63H195ZM195 64H194V65H195ZM209 64H208V65H209ZM244 64H245V63H244ZM33 65H34V64H33ZM68 65H69V64H68ZM156 65H157V64H156ZM185 65H187V64H185ZM197 65H198V64H197ZM206 65H207V64H204V66H206ZM211 65H212V64H211ZM213 65H212V67H213ZM224 65H225V64H224ZM230 65H231V64H230ZM233 65L236 66V64H233ZM238 65H239V64H238ZM240 65H241V64H240ZM242 65H243V64H242ZM261 65H262V64H261ZM3 66H5V65H3ZM18 66H19V65H18ZM44 66H45V65H44ZM50 66H51V65H50ZM57 66H58V65H57ZM69 66H70V65H69ZM199 66H201V65H199ZM245 66H246V64H245ZM245 66H244V67H245ZM249 66H250V65H249ZM12 67H13V66H12ZM19 67H20V66H19ZM38 67H39V66H38ZM38 67H37V68H38ZM48 67H49V66H48ZM54 67H55V66H54ZM195 67H196V66H195ZM206 67H207V66H206ZM206 67H205V68H206ZM215 67H216V66H215ZM231 67H232V66H231ZM252 67H253V64H252ZM256 67H257V65H256ZM52 68H53V67H52ZM52 68H51V69H52ZM55 68H56V67H55ZM177 68H178V66H177ZM181 68H182V67H181ZM197 68H198V67H197ZM200 68H201V67H200ZM205 68H204V69H205ZM208 68H209V67H208ZM216 68H218V67H216ZM216 68H215V69H216ZM221 68H222V67H221ZM234 68H235V67H234ZM236 68H237V66H236ZM242 68H243V67H242ZM242 68H237V69H242ZM258 68H259V67H258ZM261 68H262V66H261ZM0 69H1V66H0ZM2 69L5 70L3 67H2ZM2 69H1V70H2ZM13 69H14V68H13ZM13 69H12V70H13ZM31 69H32V67H31ZM51 69H50V70H51ZM67 69H68V68H67ZM212 69H213V68H212ZM212 69H211V70H212ZM215 69H214V70H215ZM227 69H228V68H227ZM243 69H244V68H243ZM253 69H255V64H254V68H253ZM16 70H17V69H16ZM16 70H15V71H16ZM19 70H22V69H19ZM48 70H49V69H48ZM50 70H49V71H50ZM65 70H66V68H65ZM130 70H131V69H130ZM135 70H137V69H135ZM139 70H140V69H139ZM178 70H179V69H178ZM186 70H187V69H186ZM194 70H196V69H194ZM197 70H198V69H197ZM256 70H257V68H256ZM261 70H262V69H261ZM261 70H260V71H261ZM263 70H264V69H263ZM6 71H7V70H6ZM6 71H5V72H6ZM22 71H23V70H22ZM28 71H29V70H27V73H28ZM37 71H39V70H37ZM40 71H41V70H40ZM49 71H48V72H49ZM52 71H53V70H52ZM61 71H62V68H61ZM63 71H64V70H63ZM63 71H62V75H63ZM66 71H67V70H66ZM69 71H70V70H69ZM112 71H113V70H112ZM122 71H123V70H122ZM149 71H150V70H149ZM183 71H184V70H183ZM188 71L190 72V70H188ZM198 71H199V70H198ZM204 71L206 72V71H208V70L205 69ZM218 71H219V69H218ZM232 71H233V70H232ZM250 71H251V69H250ZM3 72H4V71H3ZM3 72L1 71V73H3ZM5 72H4V74H5ZM10 72H11V71H10ZM13 72H14V71H13ZM30 72H31V70H30ZM35 72H36V71H35ZM54 72L56 73V71H54ZM64 72H65V71H64ZM70 72H71V71H70ZM73 72H74V71H73ZM116 72H117V71H116ZM173 72H174V71H173ZM181 72H182V71H181ZM191 72H192V71H191ZM11 73H12V72H11ZM38 73H39V72H37L36 75H38ZM43 73H44V72H43ZM128 73H129V72H128ZM136 73H137V72H136ZM136 73H135V74H136ZM147 73H148V72H147ZM153 73H154V72H153ZM155 73H157V72H155ZM167 73H168V72H167ZM225 73H227V76L229 77L228 72H225ZM244 73H245V72H244ZM263 73H264V72H263ZM263 73H262V74H263ZM20 74H21V73H20ZM33 74H34V70H33ZM40 74H41V72H40ZM40 74H39V75H40ZM44 74H46V73H44ZM51 74H52V73H51ZM69 74H70V73H69ZM75 74H76V73H75ZM109 74H110V73H109ZM113 74H115V73H113ZM124 74H125V72H124ZM160 74H161V73H160ZM162 74H163V73H162ZM164 74H165V73H164ZM182 74H183V73H182ZM186 74H187V72H186ZM186 74L184 75V77L186 76ZM191 74H192V73H191ZM194 74H195V73H194ZM219 74H220V73H219ZM232 74H233V73H232ZM256 74H257V73H256ZM0 75H1V74H0ZM5 75H6V74H5ZM5 75H4V77H5ZM16 75H17V74H16ZM16 75H15V77H16ZM34 75H35V74H34ZM62 75H61V76H62ZM71 75H72V74H71ZM105 75H106V74H105ZM105 75H104V76H105ZM126 75L129 76L127 73H126ZM142 75H143V74H142ZM168 75H169V74H168ZM176 75H178V74L176 73ZM176 75H175V76H176ZM257 75H258V74H257ZM12 76H14V75H12ZM23 76H24V75H23ZM23 76H21V79H22ZM75 76H76V75H75ZM110 76H111V75H110ZM113 76H114V75H113ZM117 76H118V75H117ZM130 76H131V75H130ZM130 76H129V77H130ZM143 76H145V75H143ZM173 76H174V75H173ZM175 76H174V77H175ZM200 76H202V74H200ZM215 76H216V75H215ZM221 76H222V75H221ZM221 76H220V77H221ZM258 76H259V75H258ZM2 77H3V76H2ZM4 77H3V78H4ZM7 77H8V76H7ZM17 77H18V76H17ZM24 77H26V76H24ZM38 77H39V76H38ZM40 77H41V76H40ZM49 77H50V76H49ZM55 77H56V76H55ZM70 77H71V76H70ZM76 77L78 78V76H76ZM132 77H133V76H132ZM136 77H137V76H136ZM153 77H154V76H153ZM161 77H162V75H161ZM163 77H164V76H163ZM165 77H167L166 74H165ZM165 77H164V78H165ZM168 77L171 78V76H168ZM174 77H173V78H174ZM179 77H180V75H178V78H179ZM186 77H187V76H186ZM208 77H209V76H208ZM228 77H227V78H228ZM242 77H243V76H242ZM263 77H264V75H263ZM10 78H11V77H10ZM26 78H27V77H26ZM31 78H32V77H31ZM33 78H35V77H33ZM43 78H44V76H43ZM138 78H139V77H138ZM155 78H156V77H155ZM157 78H158V77H157ZM170 78H169V79H170ZM173 78L170 79V80H168V78H167V79H165V81L167 80L168 82L170 81V83H171V80H173ZM188 78H189V76H188ZM188 78H186V79H188ZM193 78H194V77H193ZM199 78H200V77H199ZM210 78H211V77H210ZM235 78H236V77H235ZM261 78H262V77H261ZM13 79H15V78H13ZM23 79H25V78H23ZM37 79H38V78H37ZM39 79H40V78H39ZM49 79H51V78H49ZM55 79H56V78H55ZM73 79H74V78H73ZM108 79H110V78H108ZM117 79H118V78H117ZM139 79H140V78H139ZM145 79H146V78H145ZM145 79H144V80H145ZM150 79H151V78H150ZM180 79H181V78H180ZM9 80H10V79H9ZM19 80H20V79H19ZM25 80H26V79H25ZM47 80H48V79H47ZM98 80H99V79H98ZM110 80H111V79H110ZM113 80H114V79H113ZM113 80H112V82H113ZM137 80H138V79H137ZM137 80H135V81L137 82ZM147 80H149V79H147ZM159 80L161 81L160 78L158 79V81H159ZM174 80H175V79H174ZM181 80H182V79H181ZM201 80H202V79H201ZM216 80H217V79H216ZM14 81H15V80H14ZM16 81H17V80H16ZM16 81H15V82H16ZM30 81H33V80L31 79ZM38 81L41 82V80H38ZM43 81H44V80H43ZM55 81H56V80H55ZM57 81H58V80H57ZM59 81H60V80H59ZM61 81H62V80H61ZM89 81H90V80H89ZM124 81H126V80H124ZM130 81H131V80H130ZM145 81H146V80H145ZM162 81H163V83H164L163 78H162ZM176 81H177V80H176ZM184 81H185V78H184ZM28 82H29V81H28ZM35 82H37V81H35ZM44 82H45V81H44ZM53 82H54V81H53ZM76 82H77V80H76ZM80 82H81V81H80ZM101 82H102V81H101ZM104 82H106V81H104ZM118 82H119V81H118ZM127 82L129 83V80H128ZM146 82H147V81H146ZM151 82H152V81H151ZM154 82H155V80H154ZM154 82H153V83H154ZM168 82H165L164 84H166V83H168ZM186 82H187V81H186ZM203 82H204V81H203ZM38 83H39V82H38ZM56 83L58 84V82H56ZM108 83H109V82H108ZM119 83H120V82H119ZM123 83H124V82H123ZM125 83H126V82H125ZM130 83H131V82H130ZM137 83H140V85H143L145 82L143 83V82H142V79H140V82H139V80H138ZM163 83H162V84H163ZM172 83H173V82H172ZM176 83L178 84L179 82H176ZM224 83H225V82H224ZM224 83H223V84H224ZM229 83H230V82H228L227 84H229ZM235 83H236V82H235ZM235 83H234V84H235ZM241 83H242V81H241ZM0 84H1V83H0ZM14 84H15V83H14ZM21 84H22V83H21ZM27 84H28V83H27ZM27 84H26V85H27ZM41 84H43V83H41ZM76 84H78V83H76ZM92 84H93V83H92ZM102 84H104V83H102ZM105 84H107V82H106ZM133 84H134V83H132V85H133ZM151 84H152V83H151ZM154 84H156V83H154ZM154 84H153L152 88L154 87ZM158 84H159V82H158L156 85L161 87V82H160L159 85H158ZM164 84H163L162 86H164ZM180 84L182 85V84H183V81L180 82ZM190 84L192 85L193 83L190 82ZM206 84H207V83H206ZM223 84H222V85H223ZM24 85H25V84H24ZM24 85H23V86H24ZM30 85H31V84H30ZM36 85H37V84H36ZM83 85H84V83H83ZM113 85H115V84H113ZM117 85H118V84H117ZM117 85H116V87H117ZM119 85H120V84H119ZM122 85H123V84H122ZM124 85H125V84H124ZM127 85H128V84H127ZM132 85H131V86H132ZM134 85H136V83H135ZM137 85H138V84H137ZM140 85H139L138 87H141ZM148 85H150V83H149ZM172 85H175V84H172ZM183 85H184V84H183ZM186 85H187V84H186ZM34 86H35V84H34ZM49 86H50V85H49ZM51 86H52V85H51ZM86 86H87V85H86ZM145 86H146V88H147V85H145ZM192 86H193V85H192ZM192 86H190V87H192ZM202 86H203V85H202ZM229 86H230V85H229ZM18 87H20V85H19ZM29 87H30V86H29ZM35 87H36V86H35ZM37 87H38V86H37ZM39 87H41V85H39ZM43 87H44V85H43ZM47 87H48V83H47ZM83 87H84V86H83ZM134 87H135V86H134ZM148 87H149V86H148ZM166 87H167V86L165 85L164 88H163V87H161V88H163V90L167 92ZM168 87H169V86H168ZM173 87H174V86H173ZM181 87H182V86H181ZM221 87H222V86H221ZM235 87H236V84H235ZM235 87H234V88H235ZM257 87H258V86H257ZM49 88H50V87H49ZM91 88H92V87H91ZM126 88H127V87H126ZM129 88H130V87H129ZM136 88H137V87H136ZM143 88H144V85H143ZM143 88H141V89H143ZM156 88H157V87H156ZM156 88H155V89H156ZM174 88H176V85H175ZM174 88H173V89H174ZM184 88H185V87H183V89H184ZM200 88H202V87H200ZM1 89H2V88H1ZM10 89H11V88H10ZM89 89H90V88H89ZM93 89H94V88H93ZM104 89H105V88H104ZM108 89H109V88H108ZM114 89H115V88H114ZM119 89H120V88H119ZM123 89H124V88H123ZM139 89H140V88H139ZM149 89H151V88H149ZM171 89H172V88H171ZM180 89H181V91H183L182 88H180ZM191 89H193V88H191ZM197 89H199V88H197ZM202 89H203V88H202ZM232 89H233V87H232ZM2 90H3V89H2ZM37 90H39V89H37ZM44 90H45V89H44ZM55 90H56V87H55ZM111 90H112V89H111ZM151 90H152V89H151ZM156 90H157V89H156ZM159 90L161 91L160 88H159ZM175 90H176V89H175ZM175 90H174V91H175ZM194 90H195V88H194ZM194 90H192V93H193ZM200 90H201V89H200ZM200 90H199V91H200ZM204 90L208 91L207 89H204ZM220 90H221V89H220ZM243 90H244V89H243ZM255 90H256V87H255ZM40 91H42V90H40ZM66 91H67V90H66ZM71 91H73V90H71ZM83 91H84V90H83ZM83 91H82V92H83ZM112 91H113V90H112ZM118 91H119V90H118ZM135 91H136V90H135ZM138 91H139V90H138ZM157 91H158V90H157ZM164 91H163V92H164ZM170 91H171V90H170ZM181 91H179V92H181ZM196 91H197V90H196ZM244 91H245V90H244ZM258 91H259V89H257V92H258ZM6 92H7V90H6ZM11 92H12V91H11ZM53 92H54V91H53ZM64 92H65V91H64ZM86 92H87V90H86ZM86 92H84V93H86ZM89 92H90V91H89ZM93 92H94V91H93ZM109 92H110V91H109ZM113 92H114V91H113ZM127 92H128V91H127ZM130 92H131V90H130ZM176 92H177V91H176ZM176 92H175V93H176ZM200 92H201V91H200ZM200 92H199V93H200ZM212 92H213V91H212ZM218 92H220V91H218ZM248 92H249V90H248ZM252 92H253V91H252ZM47 93H48V91L46 92V94H47ZM62 93H63V92H62ZM99 93H100V92H99ZM110 93H111V92H110ZM184 93H185V92H184ZM197 93H198V92H197ZM201 93H202V92H201ZM210 93H211V92H210ZM222 93H223V92H222ZM224 93H225V92H224ZM246 93H247V92H246ZM246 93H245V95H246ZM249 93H250V92H249ZM5 94H6V93H5ZM10 94H11V93H10ZM44 94H45V93H44ZM90 94L92 95V94H94V93H90ZM126 94H127V93H126ZM135 94H136V93H135ZM160 94H161V93H160ZM160 94H158V95H160ZM169 94H170V92H169ZM181 94H182V93H181ZM193 94H195V93H193ZM212 94H213V93H212ZM218 94H219V93H218ZM226 94H227V93H226ZM242 94H243V93H242ZM255 94H256V93H255ZM257 94H258V93H257ZM263 94H264V93H263ZM49 95H50V94H49ZM75 95H76V94H75ZM87 95H88V94H87ZM96 95H97V94H96ZM117 95H118V94H117ZM165 95H166V94H165ZM175 95H179V93L177 92V94H175ZM195 95H196V94H195ZM199 95H200V94H199ZM205 95H206V94H205ZM222 95H223V94H222ZM248 95H249V94H248ZM253 95H254V94H253ZM59 96H60V95H59ZM66 96H67V95H66ZM113 96H114V95H113ZM118 96H119V95H118ZM130 96H131V95H130ZM4 97H5V96H4ZM6 97H7V96H6ZM49 97H51V96H49ZM49 97H48V99H50ZM53 97H54V96H53ZM64 97H65V96H63V99H64ZM69 97H70V96H69ZM88 97H89V96H88ZM90 97H91V96H90ZM164 97H165V96H164ZM178 97H179V96H178ZM199 97H200V96H199ZM204 97H207V96H204ZM204 97L201 96V98H198V100L200 101V99H202V98L204 99ZM221 97H222V96H221ZM250 97H251V95H250ZM72 98H73V97H72ZM83 98H84V97H83ZM83 98H82V99H83ZM96 98H97V97H96ZM98 98H99V97H98ZM104 98H105V97H104ZM132 98H134V96H132ZM135 98H137V97H135ZM157 98H158V97H157ZM159 98H160V97H159ZM165 98H166V97H165ZM189 98H190V96H189ZM209 98H210V97H209ZM209 98H206L205 100H207V99H209ZM211 98H212V95H211ZM219 98H220V96H219ZM263 98H264V97H263ZM51 99H52V98H51ZM61 99H62V98H61ZM63 99H62V100H63ZM70 99H71V98H70ZM70 99H69V101L71 102ZM90 99H91V98H90ZM90 99H89V100H90ZM92 99H94V98H92ZM101 99H102V97H101ZM221 99H223V98H221ZM224 99H225V98H224ZM228 99H229V98H228ZM261 99H262V98H261ZM79 100H80V99H79ZM107 100H108V99H107ZM138 100H141V99H138ZM212 100H213V98H212ZM212 100H211V101H212ZM214 100H215V98H214ZM225 100H226V99H225ZM248 100H249V99H247L246 104H249V103H248ZM63 101H64V100H63ZM66 101H67V97H66ZM90 101H91V100H90ZM95 101H97V100H95ZM119 101H120V100H119ZM184 101H185V99H184ZM263 101H264V100H262V102H263ZM64 102H65V101H64ZM74 102H75V101H74ZM83 102H86V101H83ZM92 102H93V100H92ZM99 102H100V101H99ZM135 102H136V101H135ZM143 102H145V101H143ZM196 102H197V101H196ZM203 102L206 103V101H204V100H203ZM220 102L222 103V101H220ZM48 103H49V102H48ZM55 103H56V102H55ZM67 103H68V102H67ZM81 103H82V102H81ZM93 103H94V102H93ZM103 103H104V102H103ZM136 103H137V102H136ZM141 103H142V102H141ZM141 103H140V104H141ZM186 103H187V102H186ZM225 103H226V102H225ZM250 103H252V102L250 101ZM63 104H64V103H63ZM82 104H83V103H82ZM89 104H90V103H89ZM89 104H88V105H89ZM106 104H107V103H106ZM134 104H135V103H134ZM138 104H139V102H138ZM179 104H181V103H179ZM194 104H195V103H194ZM197 104H198V103H197ZM213 104H214V103H213ZM215 104H216V103H215ZM217 104H218V103H217ZM56 105H58V104H56ZM67 105H68V104H67ZM69 105H70V104H69ZM71 105H72V104H71ZM84 105H85V104H84ZM103 105H104V104H103ZM108 105H109V103H108ZM108 105H106V106H108ZM132 105H133V104H132ZM132 105L130 104V106H132ZM141 105H142V104H141ZM182 105H183V107H184V105H186L187 109L190 110V108H188L187 104H182ZM188 105H189V103H188ZM260 105H261V106L263 105L262 108H264V103H262V104H260ZM47 106H48V105H47ZM76 106H77V105H76ZM91 106H92V105H91ZM106 106H105V107H106ZM123 106H124V105H123ZM135 106H136V105H135ZM142 106H143V105H142ZM221 106H222V105H221ZM223 106H224V104H223ZM223 106H222V107H223ZM248 106L250 107V105H248ZM248 106H247V107H248ZM48 107H49V106H48ZM48 107H47V108H48ZM59 107H61V106H59ZM64 107H65V106H64ZM64 107H63V108H64ZM74 107H75V106H74ZM77 107H78V106H77ZM95 107H96V106H95ZM186 107H185V108H186ZM189 107H190V106H189ZM217 107L220 108V103H219V106H217ZM222 107H221V108H222ZM247 107H246V108H247ZM249 107H248V108H249ZM49 108H50V107H49ZM84 108H85V107H84ZM86 108H87V107H86ZM96 108H97V107H96ZM144 108H145V107H144ZM223 108H224V107H223ZM225 108H226V107H225ZM51 109H52V108H51ZM61 109H62V108H61ZM69 109H70V108H69ZM97 109H98V108H97ZM116 109H118V108H116ZM183 109H184V108H183ZM42 110H43V109H42ZM46 110H47V109H46ZM46 110H45V111H46ZM49 110H50V109H49ZM54 110H55V109H54ZM71 110H72V109H71ZM73 110H74V109H73ZM100 110H101V109H100ZM136 110H137V109H136ZM136 110H135V111H136ZM228 110H231V109L229 108ZM233 110H234L233 112L236 111L235 109H233ZM78 111H79V110H78ZM86 111H87V110H86ZM131 111H132V110H131ZM150 111H152V109H151ZM155 111H156V110H155ZM164 111H165V110H164ZM172 111H173V110H172ZM190 111H191V110H190ZM263 111H264V110H263ZM40 112H41V111H40ZM51 112H52V111H51ZM51 112H50V113H51ZM53 112H54V111H53ZM55 112H56V111H55ZM59 112H60V111H59ZM68 112H69V111H68ZM81 112H83V111L81 110ZM97 112H98V111H97ZM102 112H103V111H102ZM167 112H168V111H167ZM187 112H188V111H187ZM227 112H228V111H227ZM229 112H230V111H229ZM43 113H44V112H43ZM50 113H49V114H50ZM60 113H61V112H60ZM78 113H79V112H78ZM85 113H86V112H85ZM88 113H89V111H88ZM92 113H93V112H91V114H92ZM98 113H99V112H98ZM115 113H116V112H115ZM140 113H141V112H140ZM156 113H157V112H156ZM169 113H170V112H169ZM171 113H172V112H171ZM179 113H180V111H179V112H176L177 115H178ZM185 113H186V112H184V118H186ZM190 113H191V112H190ZM190 113H187V114H190ZM231 113H232V112H231ZM46 114H48V112H46ZM62 114H63V113H62ZM74 114H76V113L74 112L72 115H74ZM94 114H95V113H94ZM96 114H97V113H96ZM110 114H111V113H110ZM131 114H132V113H131ZM141 114H142V113H141ZM165 114H166V111H165ZM193 114H194V112H193ZM223 114H224V113H223ZM228 114H229V113H228ZM51 115H52V114H51ZM80 115H81V114H80ZM80 115H79V116H80ZM98 115H99V114H98ZM116 115H117V114H116ZM133 115H134V114H133ZM142 115H144V114H142ZM156 115H157V114H156ZM170 115H171V114H170ZM177 115L175 116V118L177 117ZM179 115H180V114H179ZM190 115H192V114H190ZM234 115H235V114H234ZM32 116H33V115H32ZM42 116H44V115H42ZM48 116H49V115H48ZM54 116H55V115H54ZM74 116H75V115H74ZM119 116H120V115H119ZM130 116H131V115H130ZM158 116H159V115H158ZM167 116H168V117H166L165 119H167V118L169 119V115H167ZM173 116H174V115H173ZM219 116H220V114H219ZM56 117H57V115H56ZM92 117H93V116H92ZM101 117H102V115H101ZM106 117H107V115H106ZM131 117H132V116H131ZM131 117H130V118H131ZM159 117H161V116H159ZM162 117H165L164 113H163ZM162 117H161L160 120H162ZM188 117H189V115H187V118H188ZM234 117L236 118V116H234ZM237 117H238V116H237ZM45 118H46V117H45ZM53 118H55V117H53ZM66 118H67V117H66ZM74 118H75V117H74ZM78 118H79V117H78ZM80 118H81V117H80ZM96 118H97V117H96ZM96 118H95V119H96ZM116 118H117V117H116ZM135 118H136V117H135ZM143 118L146 119L145 117H143ZM178 118H179V116H178ZM180 118H183V116H182V117L180 116ZM216 118H217V117H216ZM221 118H222V117H221ZM48 119H49V118H47V120H48ZM64 119H65V118H64ZM84 119H85V117H84ZM88 119H90V118H88ZM88 119H87V120H88ZM99 119H100V118H99ZM108 119H109V115H108ZM111 119H112V118H111ZM125 119H126V118H125ZM157 119H158V118H157ZM165 119L163 118V120H165ZM192 119H193V118H191V120H192ZM255 119H256V117L254 118V120H255ZM258 119H259V118H258ZM258 119H257V120H258ZM43 120H44V119H43ZM52 120H54V119H52ZM52 120H50L49 123H50V122H53ZM67 120H68V119H67ZM74 120H75V119H74ZM93 120H94V119H93ZM146 120H148V119H146ZM153 120H154V119H153ZM188 120H190V119L188 118ZM191 120H190V121H191ZM259 120H260V119H259ZM259 120H258V121H259ZM84 121H86V120H84ZM95 121H96V120H95ZM99 121H100V120H99ZM115 121H116V120H115ZM151 121H152V120H151ZM183 121H185V119H183ZM258 121H257V123L254 122L253 124H254V125H255V124H258V126H260V125H259V124H260V121H259V122H258ZM8 122H9V121H8ZM42 122H43V121H42ZM42 122H41V125H44ZM46 122H47V121H46ZM58 122H59V121H58ZM71 122H73V121H71ZM77 122H78V121H77ZM89 122L92 124L93 121H92V122L89 121ZM97 122H98V121H97ZM100 122H101V124H103V123H102V120H101ZM104 122H105V119H104ZM110 122H111V121H110ZM131 122H132V121H131ZM136 122H137V121H136ZM139 122H142V121L139 120ZM146 122H147V121H146ZM153 122H154V121H153ZM159 122H160V121L156 122L155 124H159ZM169 122H170V121H169ZM216 122H217V121H216ZM216 122H215V123H216ZM231 122H232V121H231ZM241 122H243V121H241ZM44 123H45V122H44ZM53 123H54V122H53ZM56 123H57V121H56ZM74 123H76V122H74ZM86 123H87V121H86ZM90 123H89L88 125H90ZM93 123H95V122H93ZM119 123H120V122H119ZM123 123H124V122H123ZM133 123H134V122H133ZM164 123L167 124L168 122L165 121ZM164 123H162V121L160 122V124H162V126L165 125ZM219 123H220V122H219ZM238 123H239V122H238ZM261 123H262V122H261ZM45 124H46V123H45ZM68 124H70V123H68ZM78 124H79V123H78ZM139 124H140V123H139ZM139 124H138V126H139ZM142 124H143V123H142ZM160 124H159V126H158V125H155V128H156L157 126L160 127ZM210 124H211V123H210ZM227 124H228V123H227ZM16 125H17V124H16ZM51 125H52V124H51ZM59 125H60V124H59ZM65 125H66V124H65ZM72 125H73V123H72ZM93 125H94V124H92V126H93ZM95 125H96V124H95ZM168 125L170 126V124H167V126H168ZM236 125H237V124H236ZM236 125H234V126H236ZM246 125H247V124H246ZM17 126H18V125H17ZM21 126H22V125H21ZM54 126H55V123H54ZM54 126H52V127H54ZM56 126H57V125H56ZM86 126H87V125H86ZM99 126H100V125H99ZM120 126H121V125H120ZM162 126L159 128L160 130L157 131V132H158L157 134H159L160 131L162 132V134L165 133V132H163V131H164L163 129L161 130V128H164V127H162ZM214 126H215V125H214ZM227 126H228V125H227ZM239 126H240V125H239ZM256 126H257V125H256ZM18 127H19V126H18ZM108 127H109V126H108ZM111 127H112V126H111ZM140 127H142V126H140ZM144 127H145V126H144ZM146 127H147V126H146ZM173 127H174V126H173ZM211 127H212V125H211ZM236 127H238V125H237ZM260 127H261V126H260ZM43 128H44V127H43ZM49 128H50V127H49ZM49 128H46V129L48 130ZM85 128H86V127H85ZM90 128H92V127H90ZM95 128H96V127H95ZM99 128H100V127H99ZM117 128H118V127H117ZM170 128H171V126H170ZM170 128H169V129H170ZM233 128H234V127H233ZM238 128H239V127H238ZM262 128H263V127H262ZM1 129H2V128H1ZM4 129H5V128H4ZM10 129H11V128H9V130H10ZM15 129H16V127H15ZM15 129H14V130H15ZM54 129H56V128L54 127ZM54 129H52V130H54ZM69 129H70V128H69ZM93 129H94V128H93ZM165 129H166V128H165ZM174 129H178V128L175 127ZM214 129H215V128H214ZM224 129H225V128H224ZM245 129H246V128H245ZM245 129H244V131H245ZM256 129H257V128H256ZM2 130H3V129H2ZM11 130H12V129H11ZM71 130H72V129H70L69 131H71ZM77 130H78V129H77ZM83 130H84V129H83ZM103 130H104V129H103ZM110 130H111V129H110ZM133 130H134V129H133ZM149 130H150V129H149ZM171 130H172V129L169 130L170 132L168 131L169 135H170V133L173 134V132H172ZM179 130L181 131L180 128H179ZM238 130L241 131V132L243 131V130H241V129H238ZM254 130H255V129H253V131H254ZM257 130H258V129H257ZM257 130H255V131H256V132H255L256 134H258V133H257ZM263 130H264V129H263ZM19 131H20V130H19ZM24 131H25V130H24ZM45 131H46V130H45ZM48 131H49V130H48ZM74 131H75V130H74V128H73V133H74ZM84 131H85V130H84ZM100 131H102V130H100ZM112 131H113V130H112ZM112 131H111V133H112ZM134 131H135V130H134ZM152 131H154V130H152ZM175 131H176V130H175ZM180 131H179V133H180ZM223 131H224V130H223ZM233 131H235V129H233ZM2 132H3V131L0 132V135H2V134H1ZM6 132H7V131H6ZM55 132H56V130H55ZM59 132H61V130H60ZM92 132H94V131H92ZM92 132H91V133H92ZM166 132H167V131H166ZM241 132H240V136H241ZM247 132H248V134H247ZM13 133H14V132H13ZM41 133H42V131H41ZM44 133H45V132H44ZM44 133H43V134H44ZM46 133H47V132H46ZM84 133H85V132H84ZM96 133H97V132H96ZM101 133H102V132H101ZM115 133H117V132H115ZM115 133H114V135H117V134H115ZM121 133H122V131H121ZM131 133H132V132H131ZM137 133H139V132H137ZM149 133H151V132L149 131ZM174 133H175V132H174ZM198 133H199V132H198ZM231 133H232V131H231ZM235 133L237 134L238 131L235 132ZM245 133H246L247 136L250 135V134H249V131L244 132V135H245ZM4 134H5V131H4ZM15 134H16V133H15ZM18 134H19V133H18ZM62 134H63V133H61V135H60V133H59V134L56 133V135H58V137H59V136L64 137ZM81 134H82L81 132L78 133L79 137H80ZM109 134H110V133H109ZM146 134H148V133H146ZM153 134H155V132H154ZM162 134H161V137H162ZM176 134H178V132H177ZM6 135H7V134H6ZM9 135H10V133H9ZM22 135H23V134H22ZM76 135H77V131H76ZM119 135H120V134H119ZM180 135H181V134H179V136H180ZM220 135H221V134H220ZM238 135H239V133H238ZM259 135H260V134H259ZM2 136H3V135H2ZM73 136H74V135H73ZM82 136H83V135H82ZM86 136H87V135H86ZM88 136H89V135H88ZM92 136H93V135H92ZM111 136L113 137V140L117 138V136H113V135H111ZM111 136H110V137H111ZM134 136H135V135H134ZM144 136H145V135H144ZM170 136H171V135H170ZM174 136H175V134H174ZM174 136H173V138H175V137L177 138V137H178V136H175V137H174ZM217 136H218V135H217ZM247 136H245V137H247ZM250 136H251V135H250ZM13 137H14V136H13ZM120 137H122V135H120L118 139H121ZM137 137H138V136H137ZM146 137H147V136H146ZM161 137H160V138H161ZM214 137H215V136H213V138H214ZM15 138H16V137H15ZM17 138H18V137H17ZM35 138H36V137H35ZM90 138H91V137H90ZM122 138H124V136H123ZM157 138H158V137H157ZM160 138H158L157 141L155 140L157 143L159 142V143H158L159 146L161 145V141H159ZM213 138H212V139H213ZM215 138H216V137H215ZM240 138H241V137H240ZM258 138H259V137H258ZM9 139H12V138L9 137ZM107 139H108V138H107ZM118 139H116V141H117ZM126 139H127V138H126ZM3 140H4V139L2 138V141H3ZM66 140H67V139H66ZM127 140H128V141H127V143H128V142H129V139H127ZM132 140H133V139H132ZM209 140H210V139H209ZM253 140H254V139H253ZM8 141H9V140H8ZM123 141H124V140H123ZM123 141H122V140L120 141L121 146L123 145L122 143H125V141H124V142H123ZM163 141H164V140H163ZM211 141H212V140H211ZM220 141L222 142L223 140H220ZM228 141H229V139H228ZM3 142H4V141H3ZM3 142H2V143H3ZM9 142H10V141H9ZM16 142H17V141H16ZM26 142H29V141L26 140ZM30 142H31V141H30ZM221 142H220V143H217V144L220 145ZM12 143H13V142H12ZM12 143H9V144H12ZM35 143H36V142H35ZM115 143H116V142H115ZM117 143H118V142H117ZM157 143H156L154 146H158ZM165 143H166V142H165ZM209 143H210V142H209ZM229 143H230V142H229ZM229 143H228V144H229ZM3 144H4V143H3ZM15 144H16V143H15ZM23 144H24V143H23ZM31 144L34 146L33 143H31ZM31 144H30V145H31ZM113 144H114V143H113ZM120 144L118 143V145H120ZM129 144H130V143H129ZM162 144H163V143H162ZM205 144H206V143H205ZM207 144H208V143H207ZM211 144H212V142H211ZM211 144H208L209 147H211L212 145H214V146H212V147H213V149H214L215 152H216V149H215V147H216V145H215L216 142H215V144H212V145H211ZM16 145H17V144H16ZM20 145H21V144H20ZM28 145H29V143H28ZM30 145H29V146H30ZM125 145H126V144H124V146H125ZM127 145H128V144H127ZM168 145H170V144H168ZM208 145H207V146H208ZM210 145H211V146H210ZM25 146L28 147L26 144H25ZM25 146H24V149L26 150V147H25ZM59 146H60V145H59ZM161 146H162V145H161ZM165 146L168 148L167 145H165ZM192 146H193V145H192ZM204 146H205V145H204ZM11 147H12V146H10V148H7V147L5 146V147H4L5 149H3L4 151L6 150L5 153L7 152V154H9L10 156H11V154H12V150L14 151V149H15V148L13 149V148H11ZM46 147H47V146H46ZM52 147H53V146H52ZM122 147H123V146H122ZM132 147H133V146H132ZM188 147L191 148V146H188ZM229 147L232 148L231 146H229ZM18 148H19V145H18ZM21 148H22V146H21ZM21 148H19V149H21ZM61 148H62V150H64L63 147H61ZM133 148H135V147H133ZM46 149H47V148H45V150H46ZM89 149H90V147H89ZM91 149H92V148H91ZM118 149H119V148H118ZM135 149H136V148H135ZM138 149H139V148H138ZM151 149L153 150V149H155V148L153 147V148H151ZM233 149H234V148H233ZM235 149H237V151H236V153H237L239 150H238V148H235ZM22 150H23V148H22ZM29 150H30V149H29ZM29 150H28V148H27V150L24 151V152L26 153V152H28ZM33 150H34V149H33ZM49 150H50V149H49ZM94 150H95V149H94ZM120 150H121V149H120ZM125 150H126V149H125ZM125 150H124V151H125ZM152 150H151V151H152ZM159 150H160V149H159ZM4 151H2V152H4ZM15 151H16V150H15ZM15 151H14V152H15ZM87 151H88V150H87ZM92 151H93V150H92ZM141 151H143V150H141ZM141 151H139V152H141ZM164 151H165V150H164ZM170 151H171V150H170ZM199 151H200V150H199ZM209 151H210V150H209ZM217 151H219V148H218ZM228 151H229V150H228ZM230 151H231V150H230ZM240 151L243 152V153L245 154V150H244V151H243V150H240ZM240 151H239V153H240ZM2 152H0V155H1ZM30 152H31V151H30ZM76 152H77V151H76ZM93 152H94V151H93ZM114 152H115V151H114ZM114 152L112 151V153H114ZM127 152L129 153L130 151H127ZM144 152H147V150L144 151ZM155 152H156V150H155ZM215 152H214V153H215ZM219 152H220V151H219ZM219 152H218V153H219ZM10 153H11V154H10ZM17 153H18V152H17ZM37 153L39 154V152H37ZM67 153H68V152H67ZM67 153H66V154H67ZM89 153H90V152H89ZM99 153H100V152H98V154H99ZM158 153H160V151L157 150V156L161 155L163 152L161 151V153H160L159 155H158ZM181 153H182V152H181ZM216 153H217V152H216ZM220 153H221V152H220ZM225 153H226V152H225ZM234 153H235V151L233 152V154H234ZM243 153H242L241 156H240L241 153L239 154V156H240V162H242L241 160H243V162H242L243 164L240 166L241 168L239 167V165H240V163H239V159H238V163H239V165H238V163H237V160L235 161L236 158H235V159H232V160H234L235 163H236V164L233 166V168H234V167H235V168H238V169L240 170V172H241V170L243 171L242 168H244V165L246 164V163H244V162L246 161L245 159H247V157H246V158H242ZM13 154H14V153H13ZM15 154H16V153H15ZM15 154H14V155H15ZM59 154H60V153H59ZM61 154H62V153H61ZM61 154H60L59 156L57 155V157L62 156V158H64V157H63V154H62V155H61ZM93 154H94V153H93ZM163 154H164V153H163ZM207 154H208V153H207ZM211 154H212V153H211ZM233 154H231V155L233 156ZM258 154H259V153H258ZM2 155H3V156H2V158H3V157H5L6 154L2 153ZM9 155H8V156H9ZM14 155H13V156H14ZM19 155H20V154H19ZM34 155H35V154H34ZM86 155H88L87 152H86ZM100 155H101V154H100ZM113 155H115V154H113ZM113 155H112V156H113ZM122 155H123V157H124V154H122ZM130 155H131V152H130ZM130 155H129V156H130ZM134 155H135V154H134ZM136 155H137V154H136ZM140 155H141V154H140ZM145 155H146V154H145ZM145 155H144V156H145ZM164 155H165V154H164ZM175 155H176V154H175ZM193 155H194V154H193ZM216 155H217V154H216ZM219 155H220V154H219ZM15 156H16V155H15ZM15 156H14V157H15ZM21 156H22V155H20V159H21ZM39 156H40V154H39ZM82 156H83V155H82ZM89 156H91V154H89ZM89 156H88V158H89ZM103 156H104V155H103ZM117 156H118V155H117ZM120 156H121V155H120ZM152 156H153V155H152ZM154 156H155V155H154ZM157 156H155V158H157ZM189 156H190V155H189ZM212 156H213V155H212ZM220 156H221V155H220ZM223 156H224V155H223ZM232 156H231V158H232ZM235 156H236V155H235ZM247 156H248V160H249V159H250V158H249V154H248ZM36 157H37V156H36ZM98 157H99V156H98ZM113 157H114V156H113ZM123 157H122V158H123ZM131 157H133V155H131ZM199 157H201L200 160H202V162L205 161V160H207V159L204 158L203 156H199ZM202 157H203V159H205V160H203ZM208 157H209V156H208ZM236 157H237V156H236ZM243 157H245V156H243ZM262 157H263V156H262ZM15 158H16V157H15ZM99 158H100V157H99ZM115 158H116V157H115ZM117 158H118V157H117ZM122 158H121V159H122ZM155 158L153 157V159H155ZM167 158H168V157H166V159H167ZM171 158H172V159H175V157H174V158L171 157ZM171 158H169V159H171ZM186 158H188V157H186ZM212 158H215V157H212ZM220 158H221V157H220ZM220 158H219V159H220ZM224 158H226V156H225ZM229 158H230V157H229ZM231 158H230V160H231ZM260 158H261V157H260ZM35 159H36V158H35ZM58 159H59V158H58ZM112 159H113V158H112ZM124 159H126V157H125ZM136 159H137V158H136ZM157 159H158V158H157ZM157 159H156V160H157ZM216 159H217V158H216ZM219 159H218V162H220ZM221 159H222V158H221ZM255 159H257V158H255ZM22 160H23V157H22ZM39 160H40V159H39ZM39 160H38V161H39ZM59 160H60V159H59ZM93 160H94V159H93ZM109 160H110V159H109ZM116 160H118V159H116ZM177 160H178V158H177ZM185 160H186V159H185ZM190 160H191V158H190ZM192 160H193V158H192ZM232 160H231V161H232ZM244 160H245V161H244ZM13 161H14V162L12 163V165L14 164L13 166L15 167V164H17V163L15 162L16 159L13 160ZM60 161L62 162V160H60ZM65 161H66V158H65ZM65 161H64V162H65ZM111 161H112V160H111ZM111 161H110V162H111ZM130 161H131V159H130ZM137 161H138V160H137ZM139 161H140V160H139ZM151 161H152V159H151ZM168 161H171V160H168ZM173 161H174V160H173ZM231 161H230V162H231ZM234 161L231 162V164L234 163ZM22 162H23V161H22ZM84 162H86V161H84V158H83V163H84ZM100 162H101V161H100ZM160 162H161V160H159V164H160ZM162 162H163V161H162ZM176 162H177V161H176ZM207 162H208V161H207ZM228 162H229V161H228ZM228 162H226V163H227L226 166L229 165ZM246 162H247V161H246ZM259 162H261V161H259ZM18 163H20V160H19ZM40 163H42V162H40ZM102 163H103V162H102ZM111 163H112V162H111ZM111 163H110V164H111ZM152 163H153V162H152ZM204 163H206V161L203 162V163H201V164H204ZM213 163H214V162H213ZM216 163H217V161H216ZM44 164H46V163L43 162L42 165L44 166ZM65 164H66V162L64 163V165H65ZM92 164H93V163H92ZM97 164H98V163H97ZM131 164H132V165H135V164H133V161L131 162ZM141 164H142V163H140V165H141ZM168 164H171V163H170V162H169V163H166V167H167V168H168ZM189 164H190V163H189ZM199 164H200V162H199ZM201 164H200V165H201ZM207 164H211V162H210V163L208 162ZM258 164H259V163H258ZM263 164H264V163H263ZM12 165H11V166H12ZM19 165H20V164H19ZM72 165H73V163H72ZM101 165H102V164H101ZM105 165H106V164H105ZM107 165H108V164H107ZM143 165H144V164H142L141 167H142V168H145V170H146L147 168H146V167H143ZM145 165H146V164H145ZM179 165H180V164H179ZM179 165H178V166H179ZM182 165H183V164H182ZM186 165L188 166L187 163H186ZM221 165H223L222 162H221ZM236 165H238V166L236 167ZM248 165L250 166V164H248ZM43 166H42V167H43ZM73 166H74V165H73ZM102 166H103V165H102ZM102 166H101V167H102ZM109 166H110V165H109ZM136 166H137V164H136ZM156 166H157V165H156ZM156 166H155V167H156ZM162 166H164V165L162 164ZM201 166H202V165H201ZM217 166H218V165H217ZM217 166L215 165V168H216ZM229 166L232 167L231 165H229ZM249 166H248V167H249ZM14 167H13V168H14ZM64 167H65V166H64ZM77 167H79V166H77ZM101 167H100V168H101ZM105 167H107V166H105ZM116 167H117V166H116ZM151 167H154V163H153V166H151ZM158 167H159V166H158ZM173 167H174V166H173ZM173 167H171V168H173ZM179 167H181V166H179ZM208 167H210V166L208 165ZM218 167H220V166H218ZM218 167H217V169H218ZM223 167H224V166H223ZM262 167H263V166H262ZM16 168H17V166H16ZM35 168H36V167H35ZM100 168H97V169L99 170ZM189 168H190V167H189ZM193 168H195V164H194V167H193ZM193 168H192V169H193ZM210 168H211V167H210ZM225 168H227V167H225ZM228 168H229V167H228ZM245 168H246V165H245ZM245 168H244V169H245ZM33 169H34V167H33ZM76 169H77V171L79 170L78 168H76ZM84 169H85V168H84ZM86 169H87V168H86ZM114 169H115V168H114ZM152 169H153V168H152ZM160 169H161V168H160ZM173 169H174V168H173ZM195 169H196V168H195ZM221 169H222V168H220L219 170H221ZM18 170H19L20 174L22 173L21 171H23V170H22V167H21V170L17 168V170H15V171H16V174H18V175H19V172L17 173ZM34 170H35V169H34ZM51 170H52V169H51ZM80 170H81V169H80ZM108 170H109V169H108ZM147 170H148V169H147ZM150 170H151V169H150ZM166 170H167V169H166ZM168 170H169V169H168ZM197 170H198V169H197ZM210 170H212V169H210ZM230 170H231V169H230ZM230 170H227V171H230ZM52 171H53V170H52ZM63 171H66V169L63 168L62 173H63ZM90 171H92V170H90ZM113 171H115V170H113ZM173 171H175V169H174ZM183 171H184V170H183ZM198 171H199V170H198ZM201 171H203V170H201ZM221 171H223V170H221ZM233 171H234V170H233ZM246 171H247V172H250V169L248 170V168H247ZM246 171H245V172H246ZM254 171H255V170H254ZM1 172H3V171H1ZM32 172H33V171H32ZM32 172H31V173H32ZM35 172H36V171H34V173H35ZM71 172H73V171H71ZM81 172H82V171H81ZM87 172H88V171H87ZM96 172H97V171H96ZM96 172H95V173H96ZM107 172H108V171H107ZM154 172H155V171H154ZM176 172L179 173V171H176ZM194 172L196 173V171H194ZM209 172H210V171H209ZM209 172H208V173H209ZM213 172H214V171H212V173H213ZM223 172H225V171H223ZM234 172H236V171H234ZM234 172H233V173L231 172V174H230V172H229V173L227 172V174H229L228 177L230 178V180H233V179H234V178L232 177L233 174H234ZM263 172H264V171H263ZM10 173H11V172H10ZM23 173H24V172H23ZM23 173H22V174H23ZM26 173H27V172H26ZM55 173H56V172H55ZM95 173H93V174H95ZM99 173H100V172H99ZM113 173H114V172H113ZM126 173H127V172H126ZM128 173H129V172H128ZM137 173H138V172H137ZM137 173H136V174H137ZM144 173H145V171H144ZM151 173H152V172H151ZM159 173H160V172H158V174H159ZM164 173H165V172H164ZM164 173H163V174H164ZM170 173H171V172H170ZM182 173H183V172H182ZM198 173H199V172H198ZM32 174H33V173H32ZM32 174H31V175H32ZM37 174H38V173H37ZM53 174H54V171H53ZM91 174H92V173H91ZM96 174H97V173H96ZM96 174H95V175H96ZM101 174H102V173H101ZM108 174H109V173H108ZM119 174L121 175V173H119ZM129 174H130V173H129ZM129 174H128L127 176H129ZM145 174H146V173H145ZM183 174H184V173H183ZM183 174H182V175H183ZM203 174H205V173L203 172ZM219 174H220V173H219ZM235 174H236V173H235ZM235 174H234V175H235ZM249 174H252V172H250ZM6 175H7V174H6ZM23 175H24V174H23ZM29 175H30V174H29ZM61 175H62V174H61ZM71 175H72V174H71ZM71 175H70V176H71ZM80 175H82V174H80ZM120 175H118V176H120ZM139 175H140V172H139ZM142 175H143V174H142ZM155 175H157L156 172H155ZM160 175H161V174H160ZM205 175H206V174H205ZM208 175H210V174H208ZM208 175H206V176H208ZM215 175H216V174H215ZM215 175H214V176H215ZM221 175H222V178H224V177H223V174H221ZM221 175H220V176H221ZM7 176H8L9 179H10V177H11V180H12V178H13L12 175H11V176L7 175ZM33 176H34V175H33ZM33 176H31L30 180H33V179L36 177V180H34V181H35L37 184H39L38 182H40V181L37 180V177H38L39 175H37V176L35 175V177L32 179ZM130 176H131V174H130ZM178 176L180 177V175H178ZM210 176H211V175H210ZM236 176H237V175H235V178H237V180H238V176H237V177H236ZM247 176H248V174H247ZM251 176H252V175H251ZM259 176H260V175H259ZM259 176H258V177H259ZM15 177H16V176H15ZM27 177H28V176H27ZM90 177H91V176H90ZM116 177H117V176H116ZM151 177H152V176H151ZM158 177H159V175H158ZM172 177H173V176H172ZM183 177H184V175H183ZM192 177H193V176H192ZM192 177H191V178H192ZM211 177H213V176H211ZM228 177H227V178H228ZM252 177H254V176H252ZM262 177H263V176H262ZM0 178H1V177H0ZM23 178H24V177H23ZM45 178H46V177H45ZM66 178H67V177H66ZM75 178H76V177H75ZM131 178L134 179V177H131ZM138 178L141 179L139 176H138ZM159 178H160V177H159ZM195 178L197 179V176H196ZM195 178H192V180H194ZM201 178H203V177H201ZM222 178H220V179H222ZM229 178H228V179H229ZM242 178H243V177H242ZM1 179H2V178H1ZM26 179H29V178H26ZM39 179H41V178H39ZM48 179H49V178H48ZM63 179H64V178H62V180H63ZM72 179H73V178H72ZM86 179H87V178H86ZM155 179H156V178H155ZM155 179H153V180H155ZM168 179H169V178H168ZM171 179H172V178H171ZM214 179H215V178H214ZM216 179H217V178H216ZM218 179H219V176H218ZM3 180H4V178L2 179V181H3ZM11 180H10V181H11ZM62 180H61V181H62ZM73 180H74V179H73ZM88 180H89V179H88ZM123 180H124V179H123ZM136 180H137V179H136ZM172 180H173V179H172ZM178 180H180V179L178 178ZM185 180H188V179H185ZM204 180H205V178H204ZM207 180H208V179L205 180L206 183H209ZM210 180H211V179H210ZM12 181H13V180H12ZM12 181H11V182H12ZM22 181H23V180H22ZM53 181H54V180H53ZM96 181H97V180H96ZM130 181H132V180H130ZM157 181H158V180H157ZM157 181H156V182H157ZM163 181H164V180H163ZM180 181H181V180H180ZM188 181H189V180H188ZM197 181H198V180H197ZM197 181L194 182V183H197ZM212 181H214V180H212ZM224 181H225V179H224ZM228 181H229V180H228ZM233 181H236V180L234 179ZM240 181H241V183L246 182V181H242V180H241V176H240ZM0 182H1V181H0ZM15 182H16V181H15ZM35 182H34V183H35ZM50 182H51V181H50ZM112 182H113V181H112ZM135 182L137 183V181H135ZM144 182H145V181H144ZM156 182H155V183H156ZM173 182H174V181H173ZM201 182H202V181H201ZM201 182H200V183H201ZM1 183H2V182H1ZM19 183H20V182H19ZM27 183H28V180H27ZM29 183H30V182H29ZM32 183H33V182H32ZM64 183H66V182H64ZM68 183H69V182H68ZM68 183H66V185H68ZM70 183H71V182H70ZM72 183H73V181H72ZM78 183H79V182H78ZM101 183H102V182H101ZM124 183H126V182H124ZM124 183H123V184H124ZM128 183H129V182H128ZM133 183H134V182H133ZM147 183H148V182H147ZM149 183H150V182H149ZM170 183H171V182H170ZM174 183H175V182H174ZM180 183H181V182H180ZM189 183H191V182H189ZM215 183H216V182H215ZM215 183H214V184H215ZM226 183H227V182H226ZM238 183H239V182H237V185H238ZM241 183H240V184H241ZM6 184H7V183H6ZM58 184H59V183H58ZM62 184H63V182H62ZM98 184H99V183H98ZM140 184H141V183H140ZM145 184H146V183H145ZM163 184H164V183H163ZM165 184H166V183H165ZM168 184H169V183H168ZM181 184H182V183H181ZM181 184H180V185H181ZM191 184H192V183H191ZM198 184H199V182H198ZM0 185H1V184H0ZM3 185H4V184H3ZM11 185H12V184H11ZM18 185H19V184H18ZM73 185H74V184H73ZM82 185H83V184H82ZM112 185H113V183H112ZM114 185H115V184H114ZM116 185H117V184H116ZM125 185H126V184H125ZM125 185H124V186H125ZM146 185H147V184H146ZM148 185H150V184H148ZM148 185H147V186H148ZM151 185H153V183H152ZM157 185H158V184H157ZM170 185H172V187H174V184L171 183ZM187 185H188V184H187ZM187 185H186V186H187ZM195 185H196V184H195ZM245 185H247V184H244V186H245ZM253 185H254V184H253ZM263 185H264V184H263ZM1 186H2V185H1ZM21 186H22V185H21ZM27 186H28V185H27ZM38 186H39V185H38ZM53 186H54V185H53ZM57 186H58V185H57ZM70 186H71V185H70ZM74 186H75V185H74ZM89 186H90V184H89ZM94 186H95V184H94ZM101 186H102V185H101ZM136 186H137V185H136ZM153 186H154V185H153ZM155 186H156V185H155ZM178 186H179V183H178ZM212 186H213V185H212ZM230 186H231V185H230ZM238 186H239V185H238ZM244 186H243V187H244ZM249 186H250V185H249ZM249 186H246V187H248V189H251ZM258 186H259V185H258ZM2 187H3V186H2ZM2 187H1V188H2ZM24 187L26 188V186H24ZM59 187H60V185H59ZM62 187H63V186H62ZM71 187H72V186H71ZM84 187H85V186H84ZM92 187H93V186H92ZM99 187H100V185H99ZM115 187H116V186H115ZM117 187H119V186L117 185ZM128 187H129V186H128ZM169 187L172 189L171 186H169ZM194 187H195V186H194ZM196 187H197V186H196ZM196 187H195V188H196ZM202 187H203V186H202ZM209 187H210V185H209ZM234 187H235V186H234ZM246 187H244V188H246ZM251 187H252V186H251ZM256 187H257V185H256ZM263 187H264V186H263ZM1 188H0V189H1ZM8 188H9V187H8ZM81 188H82V186H81ZM89 188H91V187H89ZM102 188H103V187H102ZM113 188H114V187H113ZM124 188H125V187H124ZM136 188H137V187H136ZM143 188H144V187H143ZM147 188H149V187H147ZM151 188H152V187H151ZM153 188H154V187H153ZM178 188H179V187H178ZM180 188H181V186H180ZM182 188H183V187H182ZM190 188H192L191 190H193V189H194V188H193V185H191ZM236 188H237V187H236ZM244 188H243V189H244ZM260 188H262V187H260ZM2 189H3V188H2ZM5 189H6V188L4 187V190H5ZM35 189H36V188H35ZM71 189H73V188H71ZM125 189H126V188H125ZM129 189H130V188H129ZM175 189H176V188H175ZM186 189H187V188H186ZM186 189L183 188V190H186ZM220 189H221V188H220ZM226 189H227V188H226ZM241 189H242V187H241ZM241 189L239 188V189H235V190H234V193H235L236 190H237V191L239 190V193H237V191H236V194H239V197L237 196V197H238V200H239L240 196L242 195V193L240 194V192H241L240 190H241ZM255 189H256V188H255ZM4 190H3V191H4ZM9 190H10V189H9ZM93 190H94V189H93ZM117 190H118V189H117ZM120 190H121V189H120ZM152 190H153V189H152ZM172 190H173V189H172ZM188 190H189V188H188ZM232 190H233V188H232ZM232 190H231V191H232ZM244 190H245V189H244ZM244 190H242L243 193H244ZM246 190H247V188H246ZM246 190H245V195H246V196L244 195V198L246 197L245 200H246V199L248 200L250 197L253 196L254 193L252 194V192H253L252 190H250V191H251L250 193H249V191H248V193H247ZM3 191L1 190L0 192L2 193ZM7 191H8V190H7ZM32 191H33V190H31V193H32L31 197H33V192H32ZM36 191H37V189H36ZM79 191H80V190H79ZM83 191H84V189H83ZM85 191H86V189H85ZM95 191H96V189H95ZM101 191H102V190H101ZM115 191H116V190H115ZM124 191H125V190H124ZM132 191H134V189L131 190V192H132ZM137 191H138V190H137ZM143 191L146 192V189L143 190ZM176 191H177V190H176ZM178 191H179V190H178ZM178 191H177V192H178ZM205 191H206V190H205ZM231 191H230V192H231ZM254 191H255V190H254ZM260 191L262 192V189H261ZM5 192H6V191H5ZM8 192H9V191H8ZM52 192H53V191H52ZM52 192H51V193H52ZM174 192H175V191H173L172 194H174ZM183 192H184V191H183ZM190 192H192V191L189 190V194H190ZM193 192H194V191H193ZM206 192L208 193V195L210 194L208 191H206ZM263 192H264V188H263ZM263 192H262V193H263ZM3 193H4V192H3ZM10 193H11V192H10ZM28 193H29V192H28ZM94 193L97 194L96 192H94ZM94 193H92V194L90 193V194H91V195H90L91 200H94V199H92V197L95 198V199H96V197H97V195H96V197L92 196ZM110 193H111V192H110ZM134 193H135V191H134ZM134 193L132 192V194H134ZM170 193H171V192H170ZM170 193H169V194H170ZM36 194H38V193H36ZM39 194H40V193H39ZM53 194H54V193H53ZM88 194H89V193H88ZM125 194H126V193H125ZM128 194H129V193H128ZM196 194H198V193H196ZM224 194H225V193H224ZM247 194H248V195H247ZM251 194H252V196H249V195H251ZM255 194H256V193H255ZM260 194H261V193H260ZM263 194H264V193H263ZM4 195H5V194H4ZM4 195H3V196H4ZM19 195H20V194H19ZM23 195H24V194H23ZM28 195H29V194H28ZM40 195H42V194H40ZM101 195H102V194H101ZM145 195H146V194H145ZM198 195H199V194H198ZM232 195H233V192H232ZM5 196H7V195H5ZM24 196H25V195H24ZM38 196H39V195H37V198H41V197H38ZM98 196H99V195H98ZM173 196H175V194H174ZM176 196H177V194H176ZM194 196H195V195H194ZM209 196H210V195H209ZM215 196H216V194H215ZM248 196H249V197H248ZM261 196H262V195H261ZM13 197H14V196H13ZM35 197H36V196H35ZM74 197H75V196H74ZM90 197H89V195L87 196L88 200L90 199ZM110 197H111V196H110ZM110 197H109V198H110ZM143 197H144V196H143ZM148 197H149V196H148ZM178 197H180V196H178ZM197 197H198V196H197ZM235 197H236V196H235ZM237 197H236V199H237ZM242 197H243V195L241 196V198H242ZM254 197H255V196H254ZM20 198H21V197H20ZM23 198H24V197H23ZM42 198H43V197H42ZM45 198H46V197H45ZM84 198H85V197H84ZM99 198H100V197H99ZM101 198H102V202H103V198H104V197L101 196ZM134 198H135V197H134ZM170 198H171V197H170ZM241 198H240V199H241ZM255 198L258 199L257 196H256ZM0 199H1V198H0ZM9 199H10V198H9ZM24 199H25V198H24ZM33 199L35 200V198H33ZM82 199H83V198H82ZM110 199H111V198H110ZM129 199H130V198H129ZM135 199H136V198H135ZM180 199H181V197H180ZM184 199H185V198H184ZM198 199H200V198L198 197ZM250 199H251V198H250ZM3 200H4V199H3ZM37 200H38V199H37ZM57 200H58V199H57ZM63 200H64V199H63ZM66 200H67V199H66ZM66 200H65V201H66ZM96 200H98V199H96ZM96 200H94V202H96ZM131 200H132V199H131ZM133 200H134V199H133ZM138 200H139V199H138ZM187 200H188V199H187ZM195 200H196V197H195ZM241 200H243V199H241ZM241 200H240V201H241ZM247 200H246V202H248ZM252 200H255V199L252 198ZM0 201H1V200H0ZM41 201H42V200H41ZM43 201H45L44 198H43ZM74 201H75V200H74ZM84 201H85V200H84ZM84 201H83V202H84ZM113 201H114V200H113ZM134 201H135V200H134ZM134 201H133V202H134ZM243 201H244V200H243ZM243 201H241L240 204H241ZM257 201L259 202L260 200L258 199ZM13 202H14V201H13ZM31 202H32V200H31ZM34 202H35V201H34ZM81 202H82V201H81ZM86 202H87V200H86ZM89 202H90V200H89ZM106 202H108V201H106ZM120 202H121V201H120ZM135 202H136V201H135ZM246 202L244 201V203H246ZM251 202H252V201H251ZM254 202H256V201H254ZM254 202H253V203H254ZM258 202H256V203H258ZM43 203H44V202H43ZM43 203H42V204H43ZM77 203H78V202H77ZM91 203H92V202H91ZM115 203H116V202H115ZM170 203H173V201L170 202ZM253 203H252V204H253ZM256 203H255V204H256ZM12 204H13V203H12ZM12 204H10V206H11ZM55 204H57V203H55ZM75 204H76V203H75ZM99 204H100V203H99ZM108 204H109V203H108ZM112 204H113V203H112ZM174 204H175V203H174ZM176 204H177V203H176ZM180 204H181V203H180ZM182 204H183V203H182ZM247 204H249V203H247ZM255 204H254V205H255ZM4 205H5V204H3V206H4ZM8 205H9V204H8ZM20 205H21V204H20ZM67 205H68V203H67ZM88 205H90V203H89ZM101 205H102V204H101ZM105 205H107V204L105 203ZM190 205H191V203H190ZM242 205H244V204L242 203ZM242 205H241V206H242ZM250 205H251V204H250ZM250 205H249V206H250ZM257 205H258V204H256V206H257ZM261 205H262V203H261ZM29 206H31V205H29ZM35 206H36L35 208H37V205H35ZM43 206H44V205H43ZM45 206H46V204H45ZM32 207H33V206H32ZM41 207H42V206H41ZM51 207H53V206H51ZM54 207H55V206H54ZM57 207H58V206H57ZM76 207H77V206H76ZM82 207H83V206H82ZM242 207H243V206H242ZM251 207H252V206H251ZM258 207H259V205H258ZM260 207H261V206H260ZM5 208H6V207H5ZM39 208H40V207H39ZM69 208H70V207H69ZM73 208H74V207H73ZM245 208H246V207H245ZM252 208H253V207H252ZM7 209H8V207H7ZM7 209H6V210H7ZM55 209H56V208H55ZM214 209H215V208H214ZM3 210H5V209H3ZM43 210H44V208L42 209V211H43ZM59 210H60V209H59ZM70 210H71V209H70ZM116 210H117V209H116ZM147 210H148V209H147ZM15 211H16V210H15ZM15 211H14V212H15ZM26 211H28V210H26ZM38 211H39V210H38ZM40 211H41V210H40ZM44 211H45V210H44ZM46 211H47V210H46ZM46 211H45V212H46ZM159 211H160V210H159ZM180 211H181V210H180ZM217 211H218V210H217ZM1 212H2V211H0V214H1ZM16 212H17V211H16ZM29 212H30V211H29ZM47 212H48V211H47ZM66 212H67V211H66ZM219 212H220V211H219ZM22 213H23V212H22ZM84 213H85V212H84ZM86 213H89V212L86 211ZM131 213H132V212H131ZM6 214H7V212H6ZM50 214H51V213H50ZM50 214H49V215L46 214V215H47L46 217H49ZM10 215H11V214H10ZM16 215H17V214H16ZM26 215H27V214H26ZM39 215H42V214H39ZM56 215H57V214H56ZM75 215H76V214H75ZM78 215H79V214H78ZM18 216H19V215H18ZM22 216H23V215H21V216H19V217L21 218ZM158 216H159V215H158ZM169 216H170V215H169ZM11 217H12V216H11ZM39 217H40V216H39ZM42 217H43V215H42ZM52 217H53V215H52ZM55 217H56V216H55ZM58 217H59V216H58ZM9 218H10V216H9ZM13 219H14V218H13ZM21 219H22V218H21ZM52 219H53V218H52ZM57 219H58V218H57ZM169 219H170V218H169ZM183 219H184V218H183ZM47 220H48V218H47ZM58 220H59V219H58ZM112 220H113V219H112ZM21 221H22V220H21ZM53 221H54V220H53ZM63 221H64V220H63ZM154 221H156V220H154ZM14 222H15V221H14ZM30 222H31V220H30ZM33 222H34V221H33ZM41 222H43V220H41ZM49 222H50V221H49ZM55 222H56V221H55ZM75 222H76V221H75ZM78 222H79V221H78ZM38 223H39V221H38ZM59 223H60V222H59ZM48 224H49V223H48ZM57 224H58V223H57ZM144 224H145V223H144ZM146 224H147V223H146ZM146 224H145V225H146ZM8 225H9V224H8ZM36 225H37V224H36ZM39 225H41V224H39ZM42 225H43V224H42ZM45 225H46V223H45ZM9 226L11 227V224H10ZM64 226H65V225H64ZM78 226H79V225H78ZM169 226H170V225H169ZM176 226H177V225H176ZM12 227H13V226H12ZM70 227H71V226H70ZM19 228H20V227H19ZM106 228H107V227H106ZM140 228H141V227H140ZM48 229H51V228H48ZM127 229H128V228H127ZM134 229H137V228H134ZM185 229H186V228H185ZM57 230H58V229H57ZM65 230H66V229H65ZM65 230H64V231H65ZM128 230H129V229H128ZM231 230H233V229L231 228ZM7 231H8V230H7ZM54 231H55V230H54ZM58 231H59V230H58ZM70 231H71V229H70ZM188 231H189V230H188ZM227 231H228V230H227ZM49 232H50V231H49ZM79 232H80V231H79ZM135 232H138V233L140 232V233H142L143 231H142V232H141V231H135ZM178 232H179V231H178ZM178 232H177V234H178ZM255 232H256V231H255ZM255 232H254V234H255ZM52 233H53V232H52ZM55 233H56V232H55ZM57 233H58V232H57ZM76 233H77V232H76ZM109 233H110V232H109ZM130 233H131V232H130ZM140 233H139V235H140ZM234 233H237V232L234 231ZM234 233H233V234H234ZM239 233H240V232H239ZM241 233H244L243 235H246V234H245V231H243V232H241ZM241 233H240V234H241ZM53 234H54V233H53ZM78 234H79V233H78ZM78 234H77V235H78ZM132 234H133V233H132ZM132 234H131L130 237H132L133 239H135L136 237L139 238V235H136V237L134 238V237L132 236ZM135 234H136V233H135ZM143 234H144V233H143ZM175 234H176V233H175ZM233 234H230V236L228 235V236H229V237H228V240H229V238H230ZM250 234H251V233H250ZM69 235H70V234H69ZM79 235H80V234H79ZM83 235H84V234H83ZM121 235H122V234H121ZM121 235H120V237H121ZM128 235H129V234H128ZM146 235H147V234H146ZM160 235H161V234H160ZM241 235H242V234H241ZM241 235H239L240 237L237 235V237H239V238H237V237H236V234H235V237L237 238V241H238V240L242 241V239H240V238H242V237H243V239H244V236L241 237ZM26 236H27V235H26ZM45 236H46V235H45ZM97 236H98V235H97ZM134 236H135V235H134ZM142 236H143V235H142ZM188 236H189V235H188ZM256 236H257V235H256ZM58 237H59V236H58ZM73 237H74V236H73ZM112 237H113V236H112ZM140 237H141V235H140ZM143 237H144V236H143ZM247 237H248V236H247ZM250 237H251V236H250ZM53 238H54V237H53ZM125 238H126V237H125ZM137 238H136V240H137ZM166 238H168V237H166ZM219 238H220V237H219ZM222 238H223V236H222ZM222 238H221V239H222ZM231 238H232L233 240L236 239V238L234 239V235H233V237H231ZM231 238H230V239H231ZM256 238H257V237H256ZM121 239H122V238H120V242H121ZM174 239H175V238H174ZM191 239H193V238H191ZM195 239H196V238H195ZM195 239H194V240H195ZM200 239H201V238H200ZM221 239H220V241H221ZM245 239H246V238H245ZM50 240H51V239H50ZM104 240H105V239H104ZM122 240H123V239H122ZM140 240H141V238H140ZM159 240H160V239H159ZM166 240H167V239H166ZM201 240H203V239H201ZM201 240H200V241H201ZM204 240H205V239H204ZM81 241H82V240H81ZM177 241H178V240H177ZM206 241H210V240H207V239H206ZM206 241H205V242H206ZM218 241H219V239H218ZM218 241H217V242H218ZM222 241H224V240H222ZM226 241H227V240H226ZM230 241H231V240H230ZM240 241H239V242H240ZM249 241H251V240H249ZM254 241H255V240H254ZM65 242H66V241H65ZM83 242H84V241H83ZM120 242H119V244H120ZM126 242L128 243V240H127ZM126 242H125V243H126ZM145 242H146V241H145ZM165 242H166V241H165ZM227 242H228V241H227ZM68 243H69V242H68ZM117 243H118V242H117ZM121 243H122V242H121ZM125 243H124V244H125ZM140 243H141V242H140ZM146 243H147V242H146ZM171 243H172V242H171ZM171 243H170V244H171ZM173 243H174V242H173ZM203 243H204V242H203ZM206 243H207V245H208L209 242H206ZM220 243H221V242H220ZM228 243H229V242H228ZM233 243H234V241H233ZM109 244H110V243H109ZM124 244H122V245H124ZM130 244H131V243H130ZM170 244H169V245H170ZM174 244H175V243H174ZM176 244H177V243H176ZM181 244H182V243H181ZM183 244H184V243H183ZM224 244H225V243L223 242V246H224ZM237 244H238V243H235L234 245L237 246ZM239 244H240V243H239ZM249 244H250V243H249ZM249 244H248V245H249ZM252 244H253V243H252ZM102 245H104V244L102 243ZM146 245H147V244H146ZM177 245H178V244H177ZM187 245H188V244H187ZM217 245H219V243H218ZM234 245H233V246H234ZM243 245H244V244H243ZM77 246H78V245H77ZM77 246H75V247H77ZM148 246H149V245H148ZM162 246H163V245H162ZM183 246H184V245H183ZM221 246H222V245H221ZM221 246H220V247H221ZM223 246H222V247H223ZM225 246H226V245H225ZM236 246H234V247L236 248ZM244 246H245V245H244ZM246 246H247V245H246ZM249 246H250V245H249ZM129 247H130V245H129ZM143 247H144V246H143ZM165 247H166V246H165ZM180 247H181V246H180ZM226 247H228V246H226ZM234 247H232L233 250L235 249ZM252 247H253V246H252ZM42 248H44V247H42ZM66 248H67V247H66ZM120 248H121V247H120ZM131 248H132V247H131ZM171 248H174V247H171ZM181 248H182V247H181ZM199 248H200V247H199ZM223 248H224V247H223ZM228 248H229V247H228ZM243 248H245V247H243ZM248 248H249V247H248ZM248 248H247V249H248ZM68 249H69V248H68ZM68 249H67V250H68ZM95 249H96V248H95ZM174 249H177V248H174ZM190 249H191V247H190ZM201 249H202V248H201ZM237 249H238V247H237ZM45 250H46V249H45ZM75 250H77V248H75ZM120 250H121V249H120ZM130 250H131V249H130ZM141 250H142V249H141ZM151 250H152V249H151ZM179 250H180V248H179ZM179 250H177V251H179ZM192 250H195V249L193 248ZM229 250H230V249H229ZM235 250H236V249H235ZM245 250H246V249H245ZM86 251H87V250H86ZM96 251H97V250H96ZM112 251H113V250H112ZM112 251H111V252H112ZM145 251H146V250H145ZM175 251H176V250H175ZM177 251H176V252H177ZM180 251L182 252V250H180ZM184 251H185V250H184ZM190 251H191V250H190ZM190 251H189V252H190ZM230 251H231V250H230ZM248 251H249V249H248ZM248 251H247L246 253H248ZM69 252H70V250H69ZM71 252H72V251H71ZM83 252H84V251H83ZM87 252H88V251H87ZM92 252H93V251H92ZM94 252H95V251H94ZM111 252H110V253H111ZM114 252H115V250H114ZM128 252H129V251H128ZM133 252H135V251H133ZM181 252H180V253H181ZM204 252H205V251H204ZM221 252H222V251H221ZM223 252H224V251H223ZM225 252H226V251H225ZM235 252H236V251H235ZM242 252L244 253L243 249H242ZM85 253H86V252H85ZM125 253H126V252H125ZM139 253H140V252H139ZM145 253L147 254V252H145ZM145 253H144V254H145ZM153 253H154V252H153ZM163 253H164V252H163ZM177 253H178V252H177ZM180 253L176 255V257H179L178 260H177L178 262L175 260L176 263H173V262H169V263H171V264H177V263H178V264H182L180 258L182 257V259H184V257H185L186 254H185L184 252H182V253L185 254V255H181V256H179ZM186 253H187V255H188L187 250H186ZM190 253H191V254H194L195 252H190ZM231 253H232V252H231ZM236 253H237V252H236ZM253 253H254V252H253ZM75 254H76V253H75ZM75 254H74V255H75ZM82 254H83V253H82ZM92 254H93V253H92ZM134 254H135V253H134ZM157 254H158V253H157ZM157 254H156V255H157ZM174 254H175V253H174ZM196 254H197L196 256H198V257L201 256L200 253H197V252H196ZM198 254H200V256H199ZM250 254H251V251H250ZM85 255H86V254H85ZM114 255H115V254H114ZM117 255H118V254H116V256H117ZM137 255H139V254H137ZM153 255H154V254H153ZM164 255H165V254H164ZM194 255H195V254H194ZM214 255H216V254H214ZM75 256H76V255H75ZM86 256H87V255H86ZM86 256H85V258H86ZM94 256H95V255H94ZM129 256H130V255H129ZM131 256H133V255H131ZM146 256L148 257V255H146ZM146 256L144 255L143 258L145 259ZM183 256H184V257H183ZM188 256H191V259L194 258V259L192 260V262L195 263V262L197 261V260L195 261L196 256H193V255H190V254H189ZM188 256H186V257H187V261L190 262L191 259L188 258ZM205 256H206V255H205ZM240 256H241V255H240ZM240 256H239V257H240ZM33 257H34V256H33ZM70 257H71V256H70ZM81 257H82V256H81ZM92 257H93V256H92ZM102 257H103V256H102ZM120 257H121V256H120ZM126 257H127V256H126ZM136 257H137V256H136ZM153 257H154V256H153ZM165 257H167V255H165ZM172 257H173V255H172ZM192 257H193V258H192ZM227 257H228V256H227ZM104 258H105V257H104ZM106 258H107V257H106ZM133 258H134V257H133ZM143 258L140 256V259L138 260V262H140L141 264H144L145 261L143 262V260H144ZM159 258H161V257H159ZM167 258H168V257H167ZM173 258H174V257H173ZM206 258H207V257H206ZM206 258H205V257L203 258V255H202V259H201V258H199V259H201V261H202L203 259H206ZM221 258H222V257H221ZM233 258H234V257H233ZM240 258H241V257H240ZM244 258H245V256H244ZM251 258H252V257H251ZM251 258L249 257V260H248L249 263H248V262H246V263L250 264V261H252ZM72 259H73V258H72ZM79 259H80V258H79ZM81 259H82V258H81ZM86 259H87V258H86ZM118 259H119V257H118ZM131 259H132V258H131ZM134 259H135V258H134ZM134 259H132V260L134 261ZM137 259H138V258H137ZM141 259H143V260H142L143 263L141 262ZM154 259H155V258H154ZM161 259H162V258H161ZM174 259H176V258H174ZM174 259H173V260H174ZM179 259H180V260H179ZM208 259H209V261H208ZM211 259H212V258H211ZM211 259H210V258H207L206 260H203L202 262L205 261L206 264H208V263L211 261ZM213 259H214V261H211V263H212V262H217V261L215 260V258H213ZM213 259H212V260H213ZM228 259H229V258H228ZM235 259H236V258H235ZM241 259H242V258H241ZM246 259H247V258H246ZM250 259H251V260H250ZM113 260H115V258H114ZM222 260H223V259H222ZM30 261H31V260H30ZM71 261H73V260H71ZM97 261H99V260H97ZM104 261H105V260H104ZM154 261H155V260H154ZM168 261H169V260H168ZM184 261H185V260H184ZM187 261H185V263H186ZM234 261L237 262V260H234ZM244 261H246V260H244ZM260 261H261V260H260ZM8 262H9V261H8ZM34 262H35V261H34ZM138 262H136V263H138ZM146 262H148L147 264H149V262H150V261H149V258H148V260H147V258H146ZM188 262H187V264H188ZM199 262H200V260H199ZM205 262H204V263H205ZM207 262H208V263H207ZM229 262H231V261L229 260ZM2 263H3V262H2ZM20 263H21V262H20ZM22 263H23V261H22ZM30 263H31V262H30ZM32 263H33V262H32ZM45 263H46V262H45ZM75 263H76V262H75ZM124 263H125V262H124ZM126 263H127V262H126ZM152 263H153V258H152ZM183 263H184V262H183ZM204 263H203V264H204ZM211 263H209V264H211ZM35 264H36V263H35ZM129 264H130V263H129ZM138 264H139V263H138ZM145 264H146V263H145ZM163 264H165V261H164ZM190 264H191V263H190ZM200 264H201V262H200ZM218 264H220V263H218ZM226 264H227V263H226ZM236 264H237V263H236ZM253 264H254V263H253Z\"/></svg>",
	"mask_w": 264,
	"mask_h": 264
}]
</instances>
